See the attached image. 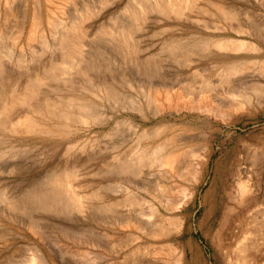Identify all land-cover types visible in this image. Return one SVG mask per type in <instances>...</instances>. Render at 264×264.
Listing matches in <instances>:
<instances>
[{"label": "rangeland", "instance_id": "rangeland-1", "mask_svg": "<svg viewBox=\"0 0 264 264\" xmlns=\"http://www.w3.org/2000/svg\"><path fill=\"white\" fill-rule=\"evenodd\" d=\"M19 1H20L19 4H21V5L17 6L18 8L16 7V9L18 11V20H17L18 24L13 25L14 28L12 27L13 28L12 30H11V28L10 29L8 28L4 32V33H7V32L8 33H7V36H6V34H4L3 41L0 45L1 46L0 52H2V53L10 52L13 56L15 55L14 56L15 60L21 59L24 57L26 59L27 58L29 59L31 56L35 58V56H37L36 57L37 59L35 58L33 60V62L36 61V64L42 63V60L44 57L40 54V53L43 54V50H41L42 41H41V39H39L40 38L39 33L37 36H35L34 40L30 41L28 39L27 43H26L25 40L29 36V28L28 27H30L29 24H30V20H31V15H29L28 17H25L24 14L21 12L24 11L25 7H29L30 9H32L31 5H33V6L36 5L35 8L39 9L38 12H41V15H42L41 17L44 18V16H43L44 10H42V9H44L43 5L38 6L37 2H35L36 0L35 1L32 0L33 3L35 2L34 3L35 5L32 4V2L30 0H29L30 4H27V5H23L25 0H18V2ZM82 1H83V3H82ZM82 1H81V4L83 6V4H85V2L91 1V0H82ZM102 1L103 0H96V1L93 0V1L87 2V3H90L89 5L92 8L95 6L94 8L98 9L99 6L102 4ZM205 1L206 0H199L198 2L189 1L187 8H185L183 5V7L185 8V10L183 11L184 13H182V15H179V16L175 15L174 13H170V12L167 15H161L158 12L156 13V11L153 9L150 13V16H149V22L147 25L148 30L147 31L145 30V33H144L145 35L143 33L142 34H139V33L136 34L137 37H138V35H140L139 41L134 40V44L136 46L133 47L134 50H133V48H132V50L128 48V50H130V51H128L127 49H126L127 50L126 51L124 49L125 45L123 46L122 43H126V42L120 41L121 40V38H120L121 34H119V36H118L119 42H115V41L107 42V36L105 34L106 31L108 32V26H109V28H111L112 25H114V24L117 26L116 22L110 21V15L112 12H114L116 9H119L123 5L124 0L122 2L121 1L117 2V4H116L117 7L115 8V10L112 9L113 7L111 9L109 7L106 10H103L102 8H104V4L101 5L100 8L102 11L99 9L97 11L98 14L97 13H95L96 15L93 14L91 17H89V20L86 19L85 23L84 22L82 23V25H81V28H83L82 30H84V28L85 29L87 28L83 32L84 36H82L80 38V40H78L77 38H76V40H72V44H74V46L72 47V51L70 53L71 55L69 56L70 58H68L66 60L67 61L66 63H62V65H65V67H66V65H67V67L71 66V68H73L74 70L71 69V71H68V69L70 70V68H65V71L60 72L59 75L57 74L60 77L56 78L54 80V83L55 84L60 83L61 85H63V84H65V85H63V87H62L60 85L54 84V87H53L54 89H53L51 95H52V97H54L55 100H57V98L60 97V95H65V96L66 95H70V96L76 95V97H83L82 99H84V101L86 103H88V104L90 103L89 104V106H90L89 113H91V114L94 113L93 114L94 117H89L90 119H88L87 123L82 121V119L80 120L81 121L80 122L78 120L80 119L79 113L81 110H79L77 107L75 108V106H72V105L67 106L65 104L64 105L62 104V106L65 108L64 110H66L67 112H73V115H74L73 118L70 120V122L67 121L70 124L67 123L68 125H66L67 127L64 130L66 132H62L63 134L59 133V135L65 136V137H62V139H59V138H61V136H59L58 134L54 135L56 138L58 137L57 139L53 136H50L52 139L50 137L45 138L44 136H41L39 134L37 136L36 135H34L32 137L29 136L30 138L28 137L27 139H26V137L25 138L24 137L17 138L14 136L9 137L8 135H6L7 132H6V134H4L5 132L2 129H0V151L4 155V156H2L1 155L2 153L0 154V169H1L0 170V191H1V193H0V264H45V262H47L46 264H109V263L110 264H147V263L148 264H156V263L157 264L158 263L159 264H161V263L162 264H166V263L167 264H170V263L171 264H173V263L174 264H192L191 260H190L191 259L190 258V256H191L190 251L191 250L189 247L190 243H191V245H193V247L195 246L194 249L197 250V252H198L199 259H200L198 264H230V263L231 264H234V263L235 264H242L243 263L241 261L242 259L239 258V254H238V253H240V251L237 249L236 243L239 241V239L243 240L244 237H247V239H246L247 243H244L246 245L244 247H247V245H249L246 248V255L249 258H248V260H246L245 264H248V262H249V264H251V263L252 264H264V220H263V218H264V114H263L264 113V109H263L264 108V92H263V90H264V80H263V78H264V65L263 64L264 63L262 62V61H264V46H263L264 40H261V39H264V37H263L264 36V34H263L264 28L262 29V27H261L262 24H260L262 21L264 22V0H218V2H217V0H214L216 3H221V4H223L225 2L224 6H227L229 10H232V11H230V14L233 13V15H230V16L225 15L224 13H222L218 10H215V9L213 11H209L210 13L206 12L205 14H207V15H205L204 10H203L204 9L203 6H206ZM16 2H14V3L17 4L18 2L17 3ZM92 3H94V6L92 5ZM70 4H71V0L69 2H67L64 6L68 7V5H70ZM120 4H121V6H120ZM202 4H203V6H202ZM1 6H2V8H1ZM201 6H202V8H201ZM229 6H230V8H229ZM233 6L235 8H237L236 11H235ZM39 7H41V8H39ZM69 7L70 8H68V9L66 8L68 11L65 9L67 12L65 11L66 13L64 12L65 14L64 13L62 14V17H61L62 19H64V17L66 18L67 15L68 16L73 15L74 11L76 10L75 8H73L72 4ZM79 7H80L79 10H80L84 6L81 7V5H79ZM195 7H197L202 12V15H199L200 11L197 10V8L195 9ZM251 7H252V10H254V11H251ZM0 8L2 11L6 9V6H5V4L2 3V1L0 2ZM21 8H23V9H21ZM240 8L243 11L245 9H248L247 11L245 10L247 13L245 11L243 13L238 12L239 10L241 11ZM69 9L72 10L73 13ZM112 10H114V11H112ZM216 11H218V12H216ZM249 11H250V13H248ZM252 12L254 14V15L252 14V16H254V17L251 16ZM255 12H256V15L258 13L257 16H255ZM19 13H21V14H19ZM67 13H69L70 15ZM103 13H105V14H103ZM215 13H216V15L217 14L220 15V13H221V15H220L221 17L218 15L214 16ZM244 13H245V16H244ZM189 14L191 16H189ZM209 14H211V15H209ZM235 14L238 17L237 20H236L237 17H235ZM19 15H21V16H19ZM105 15L108 17H106ZM160 15L162 18L160 17ZM192 15H194V16H192ZM212 15L214 16V18H212L213 17ZM241 15H243V16L240 17ZM246 15H247V17H246ZM249 15H250V19H248ZM152 16H154V17H152ZM199 16H201V17H199ZM202 16H203V18H202ZM210 16H212V17L210 18ZM223 16L225 18H223ZM231 16H234V18ZM216 17H218V18H216ZM255 17L256 18L258 17L259 18V19L257 18L258 20L262 19V21L260 20L261 22H259ZM100 18H102V19H100ZM226 18H227V20H226ZM246 18L248 20H246ZM106 19H108L107 21L110 24H108L106 22ZM240 19L241 20L243 19V20L241 21ZM244 19L248 22H245ZM251 19L252 20L254 19V21L256 20V22L258 21L257 23H259L261 25V26H259V24H258V26L261 27V29L263 30L262 33H260L261 29H257V28H259L258 26L254 27L252 25V23H255V22L254 21L252 22ZM27 20H28V22H27ZM95 20H96V22H95ZM230 20H232V22ZM238 20H239V22H237V23L239 25L243 24L240 26V28L243 26L242 28L245 29V27L248 24L249 26H247V27L248 28L250 27L252 31L254 29H255L254 31L259 30L258 31L259 33L257 32L260 35L259 48L257 50H250V51L249 50L248 51L247 50L246 51L239 50L238 52L237 51L232 52L230 50V51L223 52V53H225L223 55L222 51H217V53H216V51L214 50V53H213V51L207 52L206 50H203L200 48H195V47H193V49L190 48L192 51L191 50L189 51V49H187V46H185L183 49L181 48L180 50L172 52L168 47V44L170 42L169 40H171L172 38H174V39L178 38L179 40H182V41L186 40L187 41L186 43H189L190 41H188V39H190V37H188V36L192 35V33H193V35H197L201 32H202L201 33L202 35L205 34V35L211 36L213 34V36H215L218 34L217 36H227L228 35V37H231L232 35H234L232 37H235V38L239 37V38L247 39L248 41H253L254 40L253 37H255V36H253L251 34L252 31L250 30V28H249V30H250L249 32L247 31L248 30L247 27L245 29L246 32H243V33H245L246 36L243 33H241L242 31H238L239 25H238V27H236L237 26L236 21H238ZM250 20H251V22H250ZM228 21H230V23ZM13 22H15V21H13ZM243 22H245V23H243ZM95 23H96V25H95ZM211 23H213V25H211ZM225 23H227V24H225ZM232 23L236 24V25H233ZM14 24H16V23H14ZM91 24H92V27H90ZM106 24H108V25H106ZM158 24L160 26H158ZM231 24H232V26H231ZM244 24H246V25H244ZM250 24L252 27L250 26ZM55 25H57V24H55ZM83 25H85V26H83ZM94 25H95V27H94ZM204 25H205V27H203ZM218 25H219V27H218ZM57 26H59V27H57ZM57 26L52 27L54 35H55V37H54L55 40L58 39V36H59L58 33L62 30V28H61L62 26L60 24ZM214 26H216L217 28ZM226 26H227V28H226ZM233 26H235V27H233ZM228 27L230 29H228ZM232 27H233V29H232ZM57 28H59V30L54 31V29H57ZM88 28H91V29H88ZM96 28H97V30H95ZM196 28H197V30L195 31ZM204 28H206L207 30H210V31H207ZM220 28H221V31L218 30ZM184 29L185 30L187 29L186 30L187 32ZM202 30H205V31H202ZM212 30H214V31L212 32ZM228 30H229V32H228ZM233 30H235V31H233ZM237 31H238V33H237ZM19 32H22V33H19ZM146 32H148V33H146ZM17 33L19 34L18 35L19 39L17 37ZM209 33H211V34H209ZM148 34H149V36H148ZM184 34L185 35L188 34V35L185 36ZM261 34H263V35H261ZM141 35H142V37H141ZM86 36H88V37H86ZM36 37L37 38L39 37L38 38L39 40H37ZM145 37H147V38H145ZM149 37H150V39H148ZM181 37H182V39H180ZM166 39L168 41H166ZM29 41H30V43H29ZM36 41L37 42L39 41L38 43H40V44H36ZM147 41H149V42H147ZM92 42L94 43V45ZM143 42H146V44L149 47L145 46L146 44ZM116 43H118V44H116ZM79 44H81L82 47ZM96 44H97V46H96ZM120 44H121V48H119ZM103 45H105V47ZM33 46H36V48H34ZM88 46L91 47V48H89V50H88ZM99 46H100V48L103 46L102 48L106 49L104 51L103 50L101 51L102 55H101V52H99L97 50V48H99ZM166 46H167V48H166ZM194 48L196 50L200 49L199 50L200 52L195 51ZM6 49L9 51H6ZM2 50H5V51H2ZM22 50L24 51V53ZM53 50H54L53 51L54 55L56 57H58V55L60 54V51L58 50L57 45L54 47ZM87 50L89 53L87 52ZM92 50L93 51L97 50V51H96V53H93ZM109 50H110V52H109ZM168 50H170V51H168ZM181 50L182 51L187 50V51L182 52ZM201 50L204 52H201ZM105 51L107 52V54L109 56L105 54L106 53ZM120 51H122V52H120ZM178 51H181V53H179ZM127 52H128V54H127ZM230 52H232V53H230ZM28 53H31V54L28 55ZM45 53L43 54L44 56H45ZM83 53L85 56L83 55ZM174 53L175 54L177 53V54L175 55ZM242 53H244V54H242ZM96 54L101 55V56L99 57ZM129 54H131V55H129ZM143 54H144V56H143ZM220 54H222L221 56L222 57L224 56L225 58H222L220 56ZM19 55L21 57H19ZM22 55H24V56H22ZM212 55H214V56H212ZM244 55H245V57H244ZM41 56H42V58H41ZM216 56H218V57H216ZM112 57H114V58H112ZM149 57H151V58L149 59ZM199 57H201V60ZM205 57H208L212 61L211 60L207 61L208 58H205ZM251 57L254 59H252ZM145 58L147 60L143 62V60ZM219 58H221V59H219ZM28 59H27V61L29 63L26 62V64H31V62ZM92 59H93V61H92ZM102 59H103L104 63L102 62ZM230 59H232L230 62L235 60L236 62L238 61V62H248V63H243L240 66V68H242L243 70L238 68V70L236 69L233 71L231 69V72H230L229 68L225 69L227 67L222 66L223 62L228 61V63H229ZM182 60H184L185 63ZM185 60H187V61H185ZM188 60L192 61V64H190V65L193 66L194 68L199 67L198 71L201 70V73H202L204 79H211L210 80L211 86L209 85L208 87L207 86L205 87L202 84V87H201L202 82L200 81V79H202V78H199L200 76H198V78L196 77L197 82L195 81L192 84L186 83V81L188 82V78L190 77V75H189L190 71L188 68H186V67H188L187 64L191 63ZM193 60L196 62H194ZM214 60H218V61H214ZM222 60H223V62H222ZM39 61H41V62H39ZM111 61H112V63H111ZM88 62H90L89 64L91 67L89 66ZM113 62H115L114 63L115 65L113 64ZM258 62H260L262 64H260ZM68 63H69V65H68ZM102 63H103V65H102ZM105 63H107V64H105ZM110 63H111V65H110ZM178 63H180V64H178ZM197 63H199V64H197ZM184 64H186L185 67H184ZM200 64H203V66H201ZM246 64H247V67L253 66V68L252 67H250V69L247 68L245 66ZM255 64H258V65L260 64V65L258 66ZM95 65H96V68H93V67H95ZM107 65H108V67H107ZM133 65H134V68H133ZM216 65L218 67L214 68V67H216ZM8 66H10V65H8ZM39 66H41V64ZM137 66H139V68ZM212 66H213V69H212ZM10 67H8V70L9 69L11 70ZM86 67H87V69H86ZM101 67H103V68L101 69ZM146 67L147 68L151 67L153 70L151 68L149 70V68L147 69ZM183 67H184V69H183ZM208 67L210 69H208ZM58 68H59V66H58ZM75 68L76 69L78 68V69L76 70ZM205 68L207 69V71ZM219 68H221V69H219ZM103 69L104 70L106 69L105 70L106 73H104L105 71L104 72L102 71ZM123 69L127 72L123 71ZM132 69H134V70H132ZM143 69H144V71L147 69V71H148L147 76H146V74H144V71H142ZM211 69H212V71H211ZM247 69H249V70H247ZM255 69L257 71H255ZM23 70H24V68H23ZM86 70L89 73L94 72L92 74L90 73V76L93 75L95 78H97V80L94 82H98L99 80L100 81L112 80V82H114V87L116 88L115 92L117 94L115 93L113 96H108L107 93H105L104 91L103 92L101 90L97 91L96 88L92 87L89 84V82L87 81V77H89V73L85 74L86 75L85 76L84 73L86 72ZM95 70H96V72H95ZM107 70L109 71V73H107L108 72ZM83 71H85V72H83ZM209 71H211V72H209ZM248 71H250V72H248ZM74 72L76 75L74 74ZM205 72H207V74ZM258 72H259V74H258ZM57 73H58V69H57ZM61 73H64V74L61 76ZM78 73L81 74L80 79L77 78L78 76H80V74H78ZM98 73H99V75H98ZM145 73H147V72H145ZM221 73H222V75H221ZM223 73H224V75H223ZM112 74L115 76L114 77L115 79L112 78L113 77ZM121 74L124 76H122ZM105 75H106V78L103 77ZM260 75H262V76H260ZM65 76L67 78H65ZM61 77H63V78H61ZM206 77H208V78H206ZM101 78H102V80H101ZM127 79L129 81V83H127ZM198 79H199V81H198ZM223 79L225 82L222 81ZM256 79H258V80H256ZM130 80H131V82H130ZM118 81H121V82H118ZM254 81H255V83H252ZM62 82H63V84H62ZM123 82H125V83H123ZM132 82H133V84H132ZM233 82L236 84H234ZM68 83L70 85H68ZM73 83H76V84H73ZM85 83H86V85H85ZM128 84H129V86L130 85H132V86L129 87ZM139 84H141V85H139ZM247 84H249V85H247ZM254 84H256V85H254ZM73 85H75V86H73ZM250 85H253L254 91ZM65 86H67V87L64 88ZM254 86L257 88L259 86H261L262 88L259 87L257 90V88L255 89ZM241 87H244V88H241ZM158 88H161L162 90L160 89L161 91L159 90L160 91L159 92ZM204 88H205V90H204ZM247 88H248V90H246V92H245L244 89H247ZM5 89L8 90V88H5ZM143 89H145V90H143ZM165 89L171 91L170 93L171 94L173 93L172 95H174L176 97L178 96L177 92L181 93L182 95L185 96V98H183V99L188 100V101L191 98L197 99V100L191 99L192 102L193 101L197 102L199 99H201V97L206 96L207 99L209 97V100H211L212 102H216V104L222 106L223 110L225 109L224 112H226L227 116L224 115L225 117L224 116L221 117L222 115H216V114H212V113L208 114L206 112L201 111L200 109H197V110L190 109L189 110V107H187V108L186 107H180L177 105V98H175L176 100L173 98L174 96H172V101L175 100L174 103L172 102V107L171 106H170L171 108L169 106L167 107V105L165 104L166 102L164 101V96H163ZM151 90L153 92L152 93L153 95L152 94L149 95L151 93ZM183 90L185 91L186 94L184 93ZM240 90H243V91H240ZM250 90L253 91L254 93L251 92ZM261 90H262V92H261ZM157 91L160 94H157ZM232 91H233V93H232ZM238 91H239V93H238ZM258 91L263 93V95L262 94L259 95L260 92L258 93ZM155 92H156V94H154ZM176 93H177V95H176ZM206 93H207V95H205ZM244 93H245V96H244ZM247 93L249 96L247 97V99H245ZM252 93H253V95H252ZM161 95L163 96L162 97L163 99H161V100H163L164 102L160 100ZM258 95L260 97H258ZM186 96L189 98H187ZM197 96H199V97H197ZM157 97H158L160 102L154 101V100H158V99H156ZM191 100L189 101L190 103H191ZM246 100L249 102H246ZM155 102L156 103L158 102L157 105L155 104ZM258 102H260V104H258ZM163 103L166 105V107ZM238 103H241V104H238ZM174 104H175V106H173ZM240 105H242V106H240ZM161 107H162V109L160 110ZM178 107H180V108H178ZM229 107L230 108L232 107L233 109L235 108L236 110L238 107V110L236 111L234 109V113H233V109H230ZM168 108H170V109H168ZM176 108L179 110H177ZM226 108H228V110H226ZM199 110L202 112V115L200 114L201 112ZM197 112H199V113H197ZM204 114H207L206 115L207 118L204 116ZM56 115H58L57 112H56L55 116ZM193 115H195V116H193ZM57 117L58 116H56V118L54 117V119H55L54 121L56 123H58V121H59V118H57ZM76 117H78V119ZM194 119H195V121H194ZM203 119L204 120L206 119L207 121L206 120L204 121ZM223 119H226V120H223ZM204 122L207 124H205ZM194 124H196V125H194ZM165 125H167V126H165ZM68 126H70V127L72 126V127L69 128ZM179 126H181V127H179ZM141 127H142V129H141ZM168 128L169 129L171 128V129L168 131ZM145 130H148V131L145 132ZM152 130H154V132ZM175 131H176V133H175ZM155 132H156V134H155ZM149 133H152V134L149 135ZM2 134H4V135H2ZM146 135L148 137H146ZM151 135H153V136L155 135V136L153 137ZM165 136H167V137H165ZM171 137H173L172 140L174 139L173 142L171 141ZM191 137H193L194 139ZM142 139L145 142V145H144ZM145 139H147V140H145ZM186 139H188V140H186ZM47 140H50V141H47ZM169 140H170L171 145H169ZM182 140H183V142H182ZM194 140H196V143L194 142ZM191 141H193L195 143V146H194V143H192V145H191V143H190ZM74 142H77V143H74ZM146 142H147V144H146ZM159 144H161V145H159ZM173 144H175V146ZM181 144H183V145H181ZM187 144L189 146H187ZM74 145H77V146H74ZM78 145H79V147H78ZM146 145L151 147L152 149L151 148L150 149L152 151L149 155L150 157H147L146 159L144 158L145 160L142 159L141 160L142 163H141V162H139L140 154L137 150H139L140 146H146ZM172 145H173V147H172ZM250 145H253V146H251L252 149L254 148L253 150L249 147ZM137 147H139V148L137 149ZM157 147H159V148H157ZM177 147H178V151H176ZM76 148H78L80 151ZM165 148L166 149L169 148L170 150L169 149L165 150ZM171 148H172V150L174 148V151H171ZM187 148H188V150H187ZM242 148L244 149L245 152L243 151ZM90 149L92 151H90ZM155 149H156V151L153 153V151ZM184 149H186V150H184ZM193 149H195V151ZM190 150H191V152L188 153ZM5 151H7V152H5ZM74 151H77V152H74ZM88 151H90V152H88ZM134 151H136V152H134ZM160 151H162V152H160ZM169 151H171L173 153H177V152L179 153V156H180L179 169L180 170L178 173L180 176L182 175L183 177L182 176L180 177L177 174H173L174 172L169 171L168 167H165V165L160 164L161 160L160 161L157 160V158L162 159L163 157H166L169 154ZM180 151H181V154H180ZM14 152H17V153H14ZM79 152H81V153H79ZM164 152L166 155L163 154ZM182 153L186 156V158ZM254 153L256 156L253 155ZM193 155H194L193 159L198 162V167H196V169H195V174H192V169L189 166V163H191V162H188L189 159H190V161L192 160L191 157H193ZM19 156H20V161H18ZM93 156H96V157L94 158ZM158 156H160V157H158ZM76 157L78 160L76 159ZM15 158H16V160H15ZM65 158L66 159L68 158V159L66 160ZM87 158H88V160H87ZM91 158H93L92 160H94L95 162L89 161V160H91ZM111 158L113 159V161L110 160ZM136 158H137L138 162L136 161ZM187 158H188V160H187ZM62 159L63 160L65 159V160L63 161ZM74 159H76L77 161L80 162V164H79L80 167H78L79 166L78 165L77 171H75V172L73 171L74 172L73 177H72V174H71L72 178L70 177L71 180L69 179V182L66 180L64 185H61V183L56 182V180L52 181V179H54V178H52V175H53V173H56L52 169L57 171L59 168H62L64 163L66 164L70 161L68 164H72V162H73L72 160H74ZM116 160H119V161H116ZM123 160H125V161L123 162ZM15 161H17L19 163H15ZM85 161H86V163H84ZM111 161H112V163H111ZM99 162H102L103 164L99 163ZM105 162H106V164H105ZM136 162L138 163V165ZM144 162H146V163H144ZM217 162H219V163L217 164ZM245 162L247 164H245ZM97 163H99V165ZM185 163L187 165H185ZM16 164H17V167H16ZM118 164L120 166H118ZM158 164H160V165H158ZM102 165H103V167H102ZM136 165L138 166V168L136 167ZM150 165H151V167H148ZM155 165L157 167L158 166L159 167L156 168ZM182 165H183V168H182ZM238 165H240V167ZM242 165H244V166H242ZM123 166H125L124 169H123ZM146 166H147V168H146ZM186 166H188V168ZM72 167L73 166H71V169H72ZM141 167H144V168H141ZM162 167L164 169H162ZM235 167L238 169H236ZM242 167H244V168L248 167L249 171L253 170L254 173L251 172V173H249V175L251 177L253 176L254 180H251L249 182V185L247 186L248 192L246 191L247 193H245L247 196L244 195V197L238 201L235 198H233L231 195H233L232 193H234V189L236 187H238V185H239V184H237L239 182L238 181L236 182V180L240 179L239 176L240 177H246L245 175H243L241 173V170L243 169ZM22 168H25L24 171ZM107 168H109L110 171L112 170L111 171L112 174L110 171L107 170ZM134 168H135V170H134ZM184 168H186V169H184ZM2 169H3V174H2ZM14 169H16V170H14ZM20 169L22 172L20 171ZM103 169L106 170L107 172L104 171ZM183 169H184V171H183ZM187 169L188 170L191 169V170H189L190 172H188ZM11 170H13V172H11ZM17 170L20 171V172H18V174L16 173ZM102 170L104 172L101 173ZM49 171L51 172V174H49L50 173ZM95 171H97V172H95ZM143 171H145V172H143ZM168 172H171L170 175L168 174ZM219 172H221V173H219ZM21 173H23V174H21ZM46 173H47V176H46ZM114 173L116 174V177H115ZM122 173H123V175H122ZM186 173L188 176L186 175ZM217 173H219L220 175H218ZM74 174H75V176H74ZM76 174L77 175L79 174V175L76 176ZM129 174H132V175H129ZM215 174H217V175H215ZM229 174H230V176H229ZM126 175L129 178V180L131 178L130 181L128 180V178H126ZM220 176H223V177L225 176L224 181H223L224 183L220 181ZM123 177H124V179H122ZM158 177L160 179H158ZM189 177H191V179ZM42 178H43V180H42ZM74 179H75V181H73ZM116 179H117V181H115ZM121 179H122V182L120 181ZM141 179H144V180L141 181ZM175 179H176V181H175ZM234 179H235V182H234ZM123 180H124V182H123ZM71 182H72V184H71ZM125 182H127L128 184ZM49 183H51V184L49 185ZM149 183H151V184H149ZM52 184H53L54 188L55 187L59 188L58 186H60L61 188H62V186H64V188H65V186H67L65 188L66 189L65 193H67L69 195V196L66 195L68 198L67 200H69V198L75 199L72 196H70V194L72 193V190L77 189V185H78V189H77L78 191L77 192H79L80 194H83L82 195L83 201L81 200L79 202L80 203L82 202L86 207L83 205V208L81 210L73 208V209H71L72 211H70V214L69 213L64 214V213L57 212V211L55 212L53 209H47V210H49V211H47L45 208L44 209L41 208L37 204V202H39L38 195H36L37 193L36 194H34V193L40 191V189H41V191H45L47 188L46 191L49 190L48 192L53 194L54 188L52 187ZM69 184H70V186H69ZM105 184H107V185H105ZM225 184H226V186H225ZM42 185H44V186H42ZM71 185H72L73 189L69 190L71 188ZM75 185H76V188H75ZM121 185H122V187H121ZM131 185H133V186H131ZM229 186L232 189H229ZM129 187H131V188H129ZM162 187H163V189H161ZM101 188H102V190H101ZM138 188H142V189H138ZM147 188H149V189H147ZM103 189H105V191H103ZM108 189H109V191H108ZM146 189L148 191L151 190V192H149L150 194H152L151 196L149 193H147L148 191H145ZM183 189H185V190H183ZM97 190H98V192H97ZM132 190H136L137 193L132 191ZM155 190H157V192ZM158 190H160L161 192L159 191L160 192L159 193ZM191 190H194V191L196 190L197 193H195V195H194L193 199L190 201V203L188 205H186L182 211H176L174 208L172 209V206L174 205V204H172V202L174 203V201H173L174 198L175 199L179 198V194H180L179 192H181V193L182 192H189ZM31 191H33V192H31ZM110 191L112 193H110ZM131 191L134 194H132V193L130 194ZM82 192H84V193H82ZM96 192L98 194L95 195ZM99 192H101V193H99ZM11 193H12V195H11ZM14 193H16V194H14ZM17 193L18 194L20 193L21 195L20 194L19 195L21 197ZM206 193L208 195L213 194V196L210 200H211V203H213V205H215L214 207H211V205H209V203H210L209 200L206 201V198L208 196V195H206ZM124 194H125V196H124ZM127 194H129V195H127ZM24 195L27 196L28 198H26ZM221 195H223V196H221ZM225 195H226V197H225ZM3 196H5V197H3ZM117 196H120V197H117ZM1 197H3L4 199ZM224 197L226 200L224 199ZM12 199L14 200V202L15 201L16 202L15 203L11 202V201H13ZM99 199L100 200L103 199V200L100 201ZM117 199H118V201H116ZM127 199H129V200H127ZM7 200H10V201H7ZM106 200H108V202ZM86 201L89 204H86ZM111 202H115V203L113 205H111V204H109ZM117 202H119V203H117ZM143 202H144V204H143ZM103 204L104 205L106 204V205L102 206ZM140 204H142V205H140ZM150 204H154V205H150ZM135 205H137V206H135ZM225 205H227V206H225ZM247 205H248V207H247ZM106 206L110 210H108L106 208ZM166 206L167 207L169 206L170 208L168 207V209H167ZM228 206H229V210L224 212V209ZM238 206L240 209L238 208ZM91 207H92V210H91ZM111 207L114 209V211H113V209H111ZM127 207L130 209H128ZM133 207H135V209ZM142 207H143V209H142ZM147 207H148V209H147ZM156 207L158 209L160 208V211H162L161 213L162 214L164 213V216H166L165 218L164 217L159 218L156 216V214L154 213V210H153ZM164 207H166V208H164ZM116 208L118 210H115ZM86 209L89 211V213ZM124 209H126V210H124ZM119 210L120 211L124 210V211L120 212ZM110 211L112 212V214ZM237 211H238V214H237ZM113 212L114 213L116 212L115 213L116 215H114ZM174 212H175V214H174ZM184 212H185V214H184ZM56 213L57 214L59 213V214L57 215ZM135 213H137V214H135ZM150 213H152L153 215L152 214L149 215ZM186 213L188 215H186ZM245 213L248 214V217L247 216L245 217V215H247ZM54 214H56V215H54ZM175 215H178L179 220L178 219H171V217H173ZM252 215L255 217V220H254V217ZM128 216L130 219L128 218ZM138 217L139 218L141 217V219H139ZM168 217H169V220L171 219L170 222L167 219ZM135 218H137V219H135ZM132 219L134 221H132ZM180 219L181 220L183 219L182 220L183 224L181 226V229H179V226H178V224H180V222H181ZM135 220H136L137 224H135ZM155 220H157V221H155ZM164 220H166L167 222H164ZM120 221H122V222H120ZM176 221L178 224L176 223ZM126 222L128 224H125ZM150 223H152V224H150ZM171 223H173L175 226L172 225ZM118 224L119 225L121 224L120 225L121 227H119ZM168 224H170V225H168ZM122 225H124V226L122 227ZM135 225H137V226H135ZM154 225H155V227H154ZM176 225L178 228L176 227ZM162 226H164V231L166 234L163 232ZM171 226H174V227H171ZM133 227H135L136 229ZM243 227L244 228L248 227V229H244ZM165 228H166V230H165ZM167 228L168 229L170 228V230H168ZM154 229H156L157 231ZM172 229H173V231H172ZM235 229H237V230H235ZM240 230L242 232L244 230V232L242 233ZM133 232H134V234H133ZM158 233L161 235H158ZM246 233L247 234L249 233L250 235L248 234L249 235L248 236ZM146 234H147V236H146ZM135 235H136V237H135ZM153 235L155 238L153 237ZM152 237H153V239H152ZM159 238H162V239H159ZM248 241H249V243H248ZM192 242H193V244H192ZM152 244L155 246L157 245L156 248H155V246L153 247ZM171 245H173V247H171ZM150 246L152 247V249ZM232 246H234V247H232ZM137 247H138V250H137ZM139 247L140 248L144 247V249H140ZM146 247L147 248L149 247V248L147 249ZM183 248L187 249L188 254L186 257L184 256L183 257L184 259L183 260L181 259L179 262L176 260L177 259L176 256H179L182 253ZM34 249H36V254H35ZM145 249H147V250H145ZM176 249H177V251H176ZM37 250H39V251H37ZM134 250H136V251H134ZM151 250H153V251H151ZM143 252H145V253H143ZM153 252H155V253H153ZM173 252L176 254V256ZM83 253H85V254H83ZM172 253H173V255H172ZM33 254H35V255H33ZM95 254H96V256H95ZM158 254H160V255L162 254L163 256H160ZM37 255H40V257H38ZM145 255H146V257H145ZM164 256H166V257H164ZM229 256H230V258H229ZM35 258H36V260L38 258L39 259L36 261ZM40 258H41V260H40ZM30 259H32V260H30ZM42 259H45V260H43L44 262L42 261ZM215 259H216V261H215ZM227 259H228L229 263L227 262ZM33 260H35V261H33ZM212 260H213V262H212ZM159 261H163V262L160 263Z\"/></svg>", "mask_w": 264, "mask_h": 264}, {"label": "bare ground", "instance_id": "bare-ground-1", "mask_svg": "<svg viewBox=\"0 0 264 264\" xmlns=\"http://www.w3.org/2000/svg\"><path fill=\"white\" fill-rule=\"evenodd\" d=\"M2 1V3L3 4H5V6H6V9L5 10H1V8H2V6H1V8H0V45H1V43H2V41H3V37H4V34H6V36H7V33H4L8 28L10 29L11 28V30L14 28L13 27V25H17L18 23H17V20H18V11H17V9H16V7L17 6H19V5H21V4H19L20 3V1L18 2V0H0V2ZM18 3H17V2ZM31 2H32V0H30ZM35 1V0H34ZM70 0H36L35 2H37V5L38 6H40V5H43V8L44 9H42V10H44L43 11V16H44V18H42L41 16V12H38V10L39 9H36L35 7H36V5L32 2V4H34L35 6H33V5H31V7H32V9H30L29 7H23L24 8V11L23 12H21V13H23L24 14V16L25 17H28L29 15H31V20H30V27H28L29 28V36H28V38H26V43H27V40L29 39L30 41H32V40H34L35 39V36H37L38 35V33H39V36H40V38L39 39H41V41H42V48H41V50H43V54L45 53V56L42 54V53H40L44 58H43V60H42V63H39V64H36V61L35 62H33V60L37 57V56H35V58L34 57H30L28 60L31 62V64H26V62H28L27 61V59L24 57V58H21V59H14V56L10 53V52H5V53H2V52H0V129H2L5 133L4 134H6V132H7V134L6 135H8L9 137L10 136H14V137H17V138H21V137H26V139L29 137V136H34V135H41V136H44L45 138L47 137V138H49L50 136H53V137H55L54 135H56V134H58L59 135V133H61V134H63L62 132H66V131H64L65 130V128L67 127L66 125H68V124H70L69 122H70V120L73 118V112H67L66 110H64L65 108L62 106V104L64 105H67V106H69V105H72V106H75V108L77 107L79 110H81L80 111V113H79V120L78 121H80L81 119H82V121H84V122H88V119H90L89 117H94V113H89V109H90V106H89V104L88 103H86L85 101H84V99H82L83 97H76V95H60V97H58L57 98V100H55L54 99V97H52V91H53V87H54V80L56 79V78H58V77H60V76H58L59 75V73L60 72H62V71H65V68H70V70L68 69V71H71V69H73V68H71V66L69 67H67V65H66V67H65V65H62V63H66L67 61V59L68 58H70L69 56L71 55L70 53H71V51H72V47L74 46V44H72V40H76V38L78 39V40H80V38L82 37V36H84V31L87 29H85L84 28V30H82L83 28H81V25H82V23L84 22L85 23V20L86 19H88L89 20V17H91L93 14H95V13H97V11L100 9L101 10V5H103L104 4V8H102L103 10H106L107 8H109L110 7V9L112 8V9H114L115 10V8L117 7V2L118 1H123V0H103L102 1V4L99 6V8L98 9H96V8H94L95 6H94V3H92V5L94 6L93 8L89 5L90 3H87V2H91V1H93V0H91V1H87V2H85V4H83V6H82V4H81V1L82 0H71V4L73 5V8H75L76 10L74 11V13H73V11L72 10H70V11H72V13H73V15H70L69 13H67V14H69L70 16H68L67 14V16H66V18L64 17V19H62L61 17H62V14L68 9V8H70L69 6L71 5H68V7H66V6H64L67 2H69ZM96 1V0H95ZM169 1V2H168ZM189 1H191V2H198L199 0H124V3H123V5L121 6V4H120V8L119 9H116L115 11L114 10H112V11H114V12H112L111 13V15H110V21H114V22H116V24H117V26L114 24V25H112V27L111 28H109V26H108V32L106 31V36H107V42H113V41H115V42H119V40H118V36H119V34H121L120 36V38H121V42H126V43H122V45L124 46V49L126 50H128V48L129 49H131L132 50V48L134 47V46H136L135 44H134V40H138L139 41V36L140 35H138V37H137V33H139V34H144L145 33V30L147 31L148 29H147V25H148V22H149V16H150V13H151V11L154 9L155 11H156V13L158 12V13H160L161 15H167L169 12L170 13H174L175 15H177V16H179V15H182V13H184L183 11L185 10V8H187V6H188V2ZM14 2H16L17 4H15ZM217 2H218V0H217ZM22 3V2H21ZM25 3V4H24ZM24 3H23V5H27V4H30V2H29V0H25L24 1ZM82 3H83V1H82ZM205 3H206V6H203V4H202V6L204 7V14L206 13V12H208V13H210L209 11H213L214 9L215 10H218V11H220V12H222V13H224L225 15H228V16H230V15H233V13H231L230 14V11H232V10H229L228 9V7L227 6H224V3L223 4H221V3H216L214 0H206L205 1ZM22 5V6H23ZM79 5H81V7H83L82 9H80L79 10ZM119 5V4H118ZM183 5H184V7H183ZM194 5V4H193ZM200 5V4H199ZM205 5V4H204ZM226 5V4H225ZM4 6V5H3ZM115 6V7H114ZM202 6H201V8H202ZM13 7V8H12ZM234 7V6H233ZM232 7V8H233ZM18 8V7H17ZM23 8H21V9H23ZM39 8H41V7H39ZM67 8V9H66ZM197 7H195V9H196ZM200 8V7H199ZM200 8V9H201ZM229 8H230V6H229ZM66 9V10H65ZM234 9H235V11H236V9L237 8H235L234 7ZM241 9V8H240ZM197 10H199L198 8H197ZM202 10V11H203ZM239 10V9H238ZM246 11L248 10V9H245ZM244 10V11H245ZM250 10V9H249ZM256 10V9H255ZM68 11V10H67ZM66 11V12H67ZM102 11V10H101ZM110 11V10H109ZM200 11V10H199ZM218 11H216V12H218ZM242 9H241V11L239 10L238 12H244ZM245 11V12H246ZM251 11H254V10H252V7H251ZM65 12V13H66ZM21 13H19V14H21ZM64 13V14H65ZM247 13V12H246ZM248 13H250V11L248 12ZM98 14V13H97ZM103 14H105V13H103ZM109 14V13H108ZM153 14V13H152ZM151 14V15H152ZM238 14V13H237ZM252 14H253V12L251 13V16H252ZM96 15V14H95ZM156 15V14H155ZM161 15H160V17H161ZM185 15V14H184ZM199 15H202V12L200 11V14ZM205 15H207V14H205ZM209 15H211V14H209ZM216 15V13L214 14V16ZM218 15V14H217ZM216 15V16H217ZM220 15H221V13H220ZM220 15H218V16H220ZM224 15V16H225ZM254 15V14H253ZM257 15H258V13H257ZM256 15V12H255V16H257ZM19 16H21V15H19ZM64 16V15H63ZM73 16V17H72ZM100 16V15H99ZM102 16V15H101ZM106 16V15H105ZM189 16H191L190 14H189ZM192 16H194V15H192ZM213 16V15H212ZM212 16H210V18L212 17ZM214 16L212 17V18H214ZM223 16V18H225ZM243 15H241L240 17H242ZM244 16H245V13H244ZM95 17V16H94ZM106 17H108V16H106ZM152 17H154V16H152ZM199 17H201V16H199ZM221 17V16H220ZM219 17V18H220ZM231 17H233L234 18V16H231ZM235 17H237L236 16V14H235ZM246 17H247V15H246ZM252 17H254V16H252ZM259 17V16H258ZM257 17V18H258ZM261 17V16H260ZM99 18V17H98ZM103 18V17H102ZM102 18H100V19H102ZM162 18V17H161ZM176 18V17H175ZM182 18V17H181ZM184 18V17H183ZM186 18V17H185ZM189 18V17H188ZM195 18V17H194ZM202 18H203V16H202ZM207 18V17H206ZM209 18V17H208ZM216 18H218V17H216ZM228 18V17H227ZM227 18H226V20H227ZM245 18V17H244ZM256 18V17H255ZM256 18V19H257ZM2 19V20H1ZM155 19V18H154ZM160 19V18H159ZM179 19V18H178ZM229 19V18H228ZM232 19V18H231ZM238 19V17L236 18V20ZM248 19H250V15H249V18ZM247 18H246V20H248ZM259 19V18H258ZM257 19V20H258ZM87 20V21H88ZM91 20V19H90ZM108 19H106V22L108 23V21H107ZM205 20V19H204ZM241 20V19H240ZM243 20V19H242ZM241 20V21H242ZM245 20V19H244ZM245 20V22H248V21H246ZM252 20V19H251ZM251 20H250V22H251ZM261 21H262V19H260ZM260 20H258L259 22H261ZM13 21H15V22H13ZM59 21V22H58ZM109 21V22H110ZM151 21V20H150ZM163 21V20H162ZM167 21V20H166ZM165 21V22H166ZM231 22H232V20H230ZM230 21H228L229 23H230ZM235 21V20H234ZM240 21V22H241ZM254 21V19L252 20V22ZM257 21V22H258ZM27 22H28V20H27ZM95 22H96V20H95ZM152 22V21H151ZM155 22V21H154ZM160 22V21H159ZM158 22V23H159ZM217 22V21H216ZM224 22V21H223ZM237 22H239V20L238 21H236V24H237V26L236 27H238V23ZM245 22H243V23H245ZM255 23H252V25L255 27V26H258V24L259 23H257L256 22V20L254 21ZM263 22V21H262ZM260 23V24H262V26L259 24V26H261L262 27V29L264 28V22L263 23ZM14 23H16V24H14ZM25 23V22H24ZM102 23V22H101ZM242 23V22H241ZM21 24V23H20ZM55 24H57V25H61L62 27V30L58 33L59 34V36H58V39L57 40H55V35H54V32H53V29H52V27H54V26H57V25H55ZM94 24V23H93ZM108 24H110V23H108ZM108 24H106V25H108ZM113 24V23H112ZM163 24V23H162ZM218 24V23H217ZM225 24H227V23H225ZM233 24V23H232ZM232 24H231V26H232ZM236 24H233V25H236ZM95 25H96V23H95ZM95 25H94V27H95ZM104 25V24H103ZM211 25H213V23H211ZM241 25H243V24H240L239 25V28H238V31H242L241 33H243V32H246L245 31V29H246V27L247 26H249L248 24H247V26L245 27V29L244 28H240V26ZM244 25H246V24H244ZM26 26V25H25ZM83 26H85V25H83ZM105 26V25H104ZM158 26H160L159 24H158ZM224 26V25H223ZM222 26V27H223ZM229 26V25H228ZM250 26H251V24H250ZM258 26V27H259ZM13 27V28H12ZM57 27H59V26H57ZM90 27H92V24H91V26ZM203 27H205V25L203 26ZM214 27H216V26H214ZM218 27H219V25H218ZM221 27V26H220ZM225 27V26H224ZM233 27H235V26H233ZM233 27H232V29H233ZM252 27V26H251ZM261 27H259V28H257V29H261ZM23 28V27H22ZM99 28V27H98ZM213 28V27H212ZM217 28V27H216ZM226 28H227V26H226ZM248 28V27H247ZM250 28V27H249ZM249 28H248V32L251 30V28H250V30H249ZM88 29H91V28H88ZM204 29H206V28H204ZM228 29H230L229 27H228ZM261 29V32L260 33H262L263 32V30ZM57 31V30H59V28H57V29H54V31ZM93 30V29H92ZM95 30H97V28L95 29ZM185 30V29H184ZM187 30V29H186ZM185 30V31H186ZM197 30V28L195 29V31ZM200 30V29H199ZM207 30V29H206ZM218 30H220L221 31V28L220 29H218ZM255 30V29H254ZM252 31V35L253 36H255V37H253V41H248L247 39H244V38H239V37H232V36H234V35H232L231 37H228V35L227 36H217V35H215V36H213V34L211 35V36H208V35H202L201 33H199V34H197V35H193V33H192V35H190V36H188V37H190V39H188V41H190L189 43H186L187 41L186 40H179L178 38H176V39H174V38H172L171 40H169L170 42H169V44H168V47H169V49L172 51V52H174V51H177V50H180L181 48L183 49L185 46H187V49H189V51L191 50L190 48H192L193 49V47H195V48H200V49H203V50H206L207 52H209V51H213V53H214V50L216 51V53H217V51H222V53L223 52H225V51H239V50H243V51H250V50H257L258 48H259V38H260V35L258 34L259 32V30L258 31ZM18 31V30H17ZM189 31V30H188ZM202 31H205V30H202ZM207 31H210V30H207ZM206 31V32H207ZM214 30H212V32H213ZM216 31V30H215ZM225 31V30H224ZM233 31H235V30H233ZM238 31H237V33H238ZM11 32V31H10ZM97 32V31H96ZM184 32V31H183ZM187 32V31H186ZM191 32V31H190ZM227 32V31H226ZM228 32H229V30H228ZM258 32V33H257ZM19 33H22V32H19ZM24 33V32H23ZM98 33V32H97ZM146 33H148V32H146ZM198 33V32H197ZM240 33V34H241ZM57 34V33H56ZM90 34V33H89ZM95 34V33H94ZM189 34V33H188ZM188 34H184L185 36H187ZM209 34H211V33H209ZM222 34V33H221ZM236 34V33H235ZM244 35H245V33H243ZM249 34V33H248ZM263 34H264V32H263ZM263 34H261V35H263ZM19 34L17 33V37H18V39H19V36H18ZM27 35V34H26ZM145 35V34H144ZM151 35V34H150ZM225 35V34H224ZM242 35V34H241ZM240 35V36H241ZM15 36V35H14ZM147 36V35H146ZM148 36H149V34H148ZM181 36V35H180ZM237 36V35H236ZM239 36V35H238ZM246 36V35H245ZM22 37V36H21ZM86 37H88V36H86ZM141 37H142V35H141ZM175 37V36H174ZM244 37V36H243ZM264 37V36H263ZM37 38V37H36ZM37 38V40H39ZM145 38H147V37H145ZM184 38V37H183ZM187 38V37H186ZM248 38V37H247ZM262 38V37H261ZM148 39H150V37L148 38ZM147 39V40H148ZM180 39H182V37L180 38ZM99 40V39H98ZM110 40V41H109ZM261 40H264V39H261ZM18 41V40H17ZM24 41V40H23ZM30 41H29V43H30ZM142 41V40H141ZM146 41V40H145ZM165 41V40H164ZM166 41H168L167 39H166ZM165 41V42H166ZM39 42V41H38ZM37 41H36V44H40V43H38ZM120 42V43H121ZM147 42H149V41H147ZM185 42V43H184ZM24 43V42H23ZM33 43V42H32ZM35 43V42H34ZM87 43V42H86ZM93 43V42H92ZM138 43V42H137ZM136 43V44H137ZM142 43V42H141ZM143 43H145L146 44V42H143ZM168 43V42H167ZM35 44V45H36ZM82 44V43H81ZM81 44H79L80 46H81ZM85 44V43H84ZM99 44V43H98ZM116 44H118V43H116ZM139 44V43H138ZM149 44V43H148ZM261 44V43H260ZM21 45V44H20ZM57 45V48H58V50L60 51V54L58 55V57H56L55 55H54V47ZM93 45H94V43H93ZM100 45V44H99ZM114 45V44H113ZM140 45V44H139ZM142 45V44H141ZM262 45V44H261ZM260 45V46H261ZM22 46V45H21ZM25 46V45H24ZM31 46V45H30ZM76 46V45H75ZM96 46H97V44H96ZM104 47H105V45H103ZM102 46V47H103ZM120 47L119 48H121V44L119 45ZM144 46V45H143ZM145 46H148L147 44L145 45ZM165 46V45H164ZM163 46V47H164ZM263 46H264V44H263ZM1 47V46H0ZM34 48H36V46H33ZM78 47V46H77ZM82 47V46H81ZM100 48V46H99V48H97V50L99 51V52H101L102 50L104 51V50H106L105 48L103 49V48ZM110 47V46H109ZM141 47V46H140ZM149 47V46H148ZM9 48V47H8ZM7 48V49H8ZM20 48V47H19ZM26 48V47H25ZM28 48V47H27ZM30 48V47H29ZM89 48H91L90 46H88V50H89ZM93 48V47H92ZM142 48V47H141ZM147 48V47H146ZM162 48V47H161ZM166 48H167V46H166ZM194 48V49H195ZM6 49V51H9V50H7ZM56 49V48H55ZM75 49V48H74ZM78 49V48H77ZM86 49V48H85ZM96 49V48H95ZM199 49V50H200ZM88 50H87V52H88ZM96 50V51H97ZM126 50V51H127ZM133 50H134V48H133ZM170 50H168V51H170ZM198 49L196 50L195 49V51H199ZM1 51V50H0ZM2 51H5V50H2ZM11 51V50H10ZM21 51V50H20ZM19 51V52H20ZM23 51V50H22ZM26 51V50H25ZM45 51V52H44ZM84 51V50H83ZM82 51V52H83ZM93 51V50H92ZM96 51H93V53H96ZM128 51H130V50H128ZM167 51V52H168ZM182 51V50H181ZM181 51H178L179 53H181ZM184 51H187V50H184ZM184 51H182V52H184ZM192 51V50H191ZM32 52V51H31ZM86 52V51H85ZM106 52V51H105ZM109 52H110V50H109ZM116 52V51H115ZM120 52H122V51H120ZM119 52V53H120ZM200 52V51H199ZM201 52H204V51H202L201 50ZM232 52H230V53H232ZM253 52V51H252ZM255 52V51H254ZM258 52V51H257ZM13 53V52H12ZM23 53H24V51H23ZM89 53V52H88ZM126 53V52H125ZM124 53V54H125ZM144 53V52H143ZM196 53V52H195ZM221 53V52H220ZM235 53V52H234ZM248 53V52H247ZM31 53H28V55H30ZM35 54V53H34ZM82 54V53H81ZM86 54V53H85ZM91 54V53H90ZM106 55H108L107 54V52L105 53ZM110 54V53H109ZM127 54H128V52H127ZM132 54V53H131ZM131 54H129V55H131ZM142 54V53H141ZM147 54V53H146ZM150 54V53H149ZM170 54V53H169ZM175 54V53H174ZM177 54V53H176ZM175 54V55H176ZM184 54V53H183ZM182 54V55H183ZM187 54V53H186ZM194 54V53H193ZM197 54V53H196ZM225 53H223V55H224ZM242 54H244V53H242ZM259 54V53H258ZM57 55V54H56ZM83 55H84V53H83ZM82 55V56H83ZM97 55V54H96ZM101 55H102V52H101ZM101 55H97V56H101ZM104 55V54H103ZM128 55V56H129ZM148 55V54H147ZM208 55V54H207ZM216 55V54H215ZM218 55V54H217ZM222 54H220V56H221ZM238 55V54H237ZM22 56H24V55H22ZM42 56H41V58H42ZM85 56V55H84ZM83 56V57H84ZM109 56V55H108ZM112 56V55H111ZM141 56V55H140ZM143 56H144V54H143ZM146 56V55H145ZM151 56V55H150ZM169 56V55H168ZM178 56V55H177ZM176 56V57H177ZM181 56V55H180ZM190 56V55H189ZM206 56V55H205ZM212 56H214V55H212ZM219 56V55H218ZM218 56H216V57H218ZM229 56V55H228ZM241 56V55H240ZM239 56V57H240ZM19 57H21L20 55H19ZM29 57V56H28ZM107 57V56H106ZM105 57V58H106ZM134 57V56H133ZM142 57V56H141ZM209 57V56H208ZM208 57H205V58H208ZM222 57V56H221ZM230 57V56H229ZM238 57V58H239ZM242 57V56H241ZM240 57V58H241ZM244 57H245V55H244ZM249 57V56H248ZM258 57V56H257ZM73 58V57H72ZM77 58V57H76ZM98 58V57H97ZM108 58V57H107ZM112 58H114V57H112ZM151 57H149V59H150ZM200 58V60H201V57H199ZM204 58V57H203ZM214 58V57H213ZM222 58H225L224 56L222 57ZM243 58V57H242ZM250 58V57H249ZM252 58V57H251ZM37 59V58H36ZM84 59V58H83ZM96 59V58H95ZM100 59V58H99ZM118 59V58H117ZM120 59V58H119ZM190 59V58H189ZM198 59V58H197ZM196 59V60H197ZM215 59V58H214ZM219 59H221V58H219ZM227 59V58H226ZM235 59V58H234ZM252 59H254V58H252ZM41 60V59H40ZM80 60V59H79ZM78 60V61H79ZM91 60V59H90ZM101 60V59H100ZM99 60V61H100ZM147 59L145 58L144 60H143V62L144 61H146ZM208 60H211V59H207V61ZM224 60V59H223ZM223 60H222V62H223ZM232 59H230L229 60V63H228V61H226V62H223V64H222V66H224V67H227V68H225V69H230V72H231V69L234 71V70H238V68H240V66L243 64V63H248V62H236L235 60L234 61H232V62H230ZM237 60V59H236ZM250 60V59H249ZM74 61V60H73ZM77 61V62H78ZM85 61V60H84ZM92 61H93V59H92ZM109 61V60H108ZM118 61V60H117ZM176 61V60H175ZM178 61V60H177ZM183 62H184V60H182ZM181 61V62H182ZM185 61H187V60H185ZM189 61V60H188ZM194 61V60H193ZM206 61V60H205ZM212 61V60H211ZM214 61H218V60H214ZM251 61V60H250ZM257 61V60H256ZM259 61V60H258ZM261 61V60H260ZM39 62H41V61H39ZM69 62V61H68ZM91 62V61H90ZM90 62H88V64L90 63ZM95 62V61H94ZM102 62H103V59H102ZM106 62V61H105ZM110 62V61H109ZM142 62V61H141ZM153 62V61H152ZM151 62V63H152ZM182 62V63H183ZM189 62H191V63H188L187 64V66L188 67H186V68H188L189 69V75H190V77L188 78V82L186 81V83H188V84H192V83H194L195 81L197 82V78H198V76H200L199 78H202V79H200V81L202 82L201 83V87H202V84L206 87H208L209 85H210V80L211 79H204L203 78V75H202V73H201V70L200 71H198V68L199 67H197V68H194L193 66H191L190 64H192V61L190 60ZM194 62H196V61H194ZM198 62V61H197ZM221 62V61H220ZM263 63H264V61H262ZM29 63V62H28ZM76 63V62H75ZM93 63V62H92ZM96 63V62H95ZM104 63V62H103ZM103 63H102V65H103ZM111 63H112V61H111ZM111 63H110V65H111ZM115 62H113V64H114ZM150 63V64H151ZM181 63V64H182ZM185 63V62H184ZM205 63V62H204ZM209 63V62H208ZM258 63H260V62H258ZM33 64V65H32ZM41 64V66H39ZM80 64V63H79ZM87 64V65H88ZM100 64V63H99ZM105 64H107V63H105ZM109 64V63H108ZM147 64V63H146ZM149 64V65H150ZM178 64H180V63H178ZM197 64H199V63H197ZM207 64V63H206ZM214 64V63H213ZM219 64V63H218ZM217 64V65H218ZM250 64V63H249ZM260 64H262V63H260ZM259 64V65H260ZM8 65H10V66H8ZM61 65V66H60ZM68 65H69V63H68ZM78 65V64H77ZM81 65V64H80ZM79 65V66H80ZM86 65V64H85ZM92 65V64H91ZM115 65V64H114ZM145 65V64H144ZM148 65V66H149ZM157 65V64H156ZM185 65L186 64H184V67H185ZM201 66H203V64H200ZM216 65V67H214V68H217L218 66ZM255 65H258V64H255ZM258 65V66H259ZM264 65V64H263ZM58 66H59V68H58ZM74 66V65H73ZM89 66H90V64H89ZM178 66V65H177ZM198 66V65H197ZM215 66V65H214ZM221 66V65H220ZM246 67H247V64L245 65ZM250 66V65H249ZM8 67H10L11 68V70L9 69L8 70ZM77 67V66H76ZM88 67V66H87ZM87 67H86V69H87ZM91 67V66H90ZM107 67H108V65H107ZM114 67V66H113ZM136 67V66H135ZM138 68H139V66H137ZM180 67V66H179ZM184 67H183V69H184ZM207 67V66H206ZM244 67V66H243ZM250 67H252L253 68V66H250ZM250 67H247V68H249L250 69ZM23 68H24V70H23ZM83 68V67H82ZM93 68H96V65H95V67H93ZM103 67H101V69H102ZM129 68V67H128ZM127 68V69H128ZM133 68H134V65H133ZM142 68V67H141ZM147 68V67H146ZM149 68V67H148ZM147 68V69H148ZM151 68V67H150ZM150 68H149V70H150ZM154 68V67H153ZM156 68V67H155ZM193 68V69H192ZM203 68V67H202ZM222 68V67H221ZM221 68H219V69H221ZM245 68V67H244ZM251 68V69H252ZM57 69H58V73H57ZM76 69V68H75ZM78 69V68H77ZM76 69V70H77ZM89 69V68H88ZM92 69V68H91ZM100 69V68H99ZM126 69V68H125ZM131 69V68H130ZM147 69L144 71V69L142 70V71H144V74H146V76H147V74H148V71H147ZM152 69V68H151ZM179 69V68H178ZM181 69V68H180ZM206 69V68H205ZM208 69H210L209 67H208ZM212 69H213V66H212ZM212 69H211V71H212ZM240 69H242V68H240ZM249 69H247V70H249ZM74 70V69H73ZM94 70V69H93ZM106 70V69H105ZM104 69L102 70L103 72L105 71ZM111 70V69H110ZM132 70H134V69H132ZM139 70V69H138ZM153 70V69H152ZM155 70V69H154ZM217 70V69H216ZM243 70V69H242ZM67 71V70H66ZM92 71V70H91ZM108 71V70H107ZM115 71V70H114ZM123 71H125L124 69H123ZM136 71V70H135ZM140 71V70H139ZM183 71V70H182ZM188 71V70H187ZM204 71V70H203ZM206 71H207V69H206ZM211 71H209V72H211ZM228 71V70H227ZM226 71V72H227ZM241 71V70H240ZM255 71H257L256 69H255ZM82 72V71H81ZM83 72H85V71H83ZM95 72H96V70H95ZM98 72V71H97ZM122 72V71H121ZM125 72H127V71H125ZM145 72H147V73H145ZM150 72V71H149ZM186 72V71H185ZM184 72V73H185ZM208 72V73H209ZM214 72V71H213ZM212 72V73H213ZM224 72V71H223ZM237 72V71H236ZM248 72H250V71H248ZM87 73H89V72H87V70H86V72L84 73V75L85 74H87ZM91 73V72H90ZM90 73H89V77H87V81L89 82V84L92 86V87H94V88H96V90L97 91H104L105 93H107V95L108 96H113L116 92H115V87H114V82H112V80H105V81H98V82H94V81H96L97 80V78H95L93 75L92 76H90ZM92 73H94V72H92ZM91 73V74H92ZM102 73V72H101ZM104 73H106V71L104 72ZM103 73V74H104ZM107 73H109V71L107 72ZM112 73V72H111ZM110 73V74H111ZM204 73V72H203ZM206 74H207V72H205ZM229 73V72H228ZM253 73V72H252ZM256 73V72H255ZM261 73V72H260ZM58 74V75H57ZM64 73H61V76L63 75ZM74 74H75V72H74ZM78 74H80V73H78ZM123 74V73H122ZM121 74V75H122ZM127 74V73H126ZM217 74V73H216ZM232 74V73H231ZM254 74V73H253ZM258 74H259V72H258ZM257 74V75H258ZM76 75V74H75ZM98 75H99V73H98ZM113 75V74H112ZM120 75V76H121ZM205 75V74H204ZM218 75V74H217ZM221 75H222V73H221ZM223 75H224V73H223ZM226 75V74H225ZM249 75V74H248ZM86 76V75H85ZM101 76V75H100ZM108 76V75H107ZM122 76H124V75H122ZM206 76V75H205ZM252 76V75H251ZM260 76H262V75H260ZM72 77V76H71ZM74 77V76H73ZM103 77H105L106 78V75L105 76H103ZM115 76L113 75V77L112 78H114ZM197 77V78H196ZM256 77V76H255ZM61 78H63V77H61ZM65 78H67L66 76H65ZM70 78V77H69ZM76 78V77H75ZM78 79H80L81 78V74H80V76H78L77 77ZM108 78V77H107ZM119 78V77H118ZM206 78H208V77H206ZM252 78V77H251ZM72 79V78H71ZM111 79V78H110ZM115 79V78H114ZM129 79V78H128ZM128 79H127V83H129V81H128ZM260 79V78H259ZM73 80V79H72ZM101 80H102V78H101ZM132 80V79H131ZM131 80H130V82H131ZM226 80V79H225ZM256 80H258V79H256ZM262 80V79H261ZM263 80H264V78H263ZM68 81V80H67ZM71 81V80H70ZM198 81H199V79H198ZM222 81H224V79L222 80ZM56 82V81H55ZM69 82V81H68ZM83 82V81H82ZM86 82V81H85ZM118 82H121V81H118ZM225 82V81H224ZM262 82V81H261ZM260 82V83H261ZM67 83V82H66ZM116 83V82H115ZM123 83H125V82H123ZM232 83V82H231ZM234 83V82H233ZM252 83H255V81L254 82H252ZM62 84H63V82H62ZM73 84H76V83H73ZM78 84V83H77ZM120 84V83H119ZM132 84H133V82H132ZM234 84H236V83H234ZM259 84V83H258ZM55 85H60V86H62L63 87V85H65V84H63V85H61L60 83L59 84H55ZM68 85H70L69 83H68ZM67 85V86H68ZM79 85V84H78ZM82 85V84H81ZM85 85H86V83H85ZM89 85V86H90ZM127 85V84H126ZM139 85H141V84H139ZM233 85V84H232ZM247 85H249V84H247ZM254 85H256V84H254ZM67 86H65L64 88H66ZM73 86H75V85H73ZM128 86H129V84H128ZM130 86H132V85H130ZM129 86V87H130ZM211 86V85H210ZM245 86V85H244ZM251 87H252V89H253V85H250ZM69 87V86H68ZM71 87V86H70ZM117 87V86H116ZM255 87V86H254ZM259 87H261V86H259ZM258 87V88H259ZM5 88H8V90H6ZM210 88V87H209ZM241 88H244V87H241ZM246 88V87H245ZM257 87H255V89H256ZM258 88H257V90H258ZM262 88V87H261ZM157 89V88H156ZM161 88H158V91L160 90ZM208 89V88H207ZM211 89V88H210ZM230 89V88H229ZM228 89V90H229ZM143 90H145V89H143ZM162 90V89H161ZM160 90V91H161ZM204 90H205V88H204ZM232 90V89H231ZM235 90V89H234ZM246 90H248V88L247 89H244V91L246 92ZM158 91H157V94H160V93H158ZM159 91V92H160ZM182 91V90H181ZM184 91V90H183ZM240 91H243V90H240ZM251 91V90H250ZM253 91H254V89H253ZM253 91H251V92H253ZM150 92V91H149ZM171 91H169V90H167V89H165L164 90V101L166 102L165 104L167 105V107L169 106H171L172 107V102L174 103V101L176 100L175 98H177V105L178 106H180V107H189V110L190 109H194V110H197V109H200L201 111H203V112H206V113H212V114H216V115H222L221 117H223L224 115H226L227 116V114H226V112H224V110H223V107L222 106H220V105H218V104H216V102H212L211 100H209V97H208V99H207V97L205 96V97H201V99H199L197 102H192V100L191 99H195V98H191V99H189V101L191 100V103L188 101V100H185V99H183V98H185V96L184 95H182L181 93H179V92H177L178 93V96L176 97V96H174V95H172L171 93H170ZM260 91H258V93H259ZM261 92H262V90H261ZM260 92V94L259 95H263V93H261ZM263 92H264V90H263ZM153 92H152V90H151V93L149 94V95H151ZM162 93V92H161ZM177 93H176V95H177ZM184 93H185V91H184ZM232 93H233V91H232ZM235 93V92H234ZM237 93V92H236ZM238 93H239V91H238ZM249 93V92H248ZM248 93L246 94V98L245 99H247V97L249 96L248 95ZM254 93V92H253ZM253 93H252V95H253ZM117 94V93H116ZM154 94H156V92L154 93ZM175 94V93H174ZM186 94V93H185ZM190 94V93H189ZM202 94V93H201ZM231 94V93H230ZM243 94V93H242ZM257 94V93H256ZM153 95V94H152ZM199 95V94H198ZM205 95H207V93L205 94ZM251 95V94H250ZM258 95V97H260ZM157 96V95H156ZM162 95H161V98H160V100L161 99H163L162 97H163ZM172 96H174L173 98L175 99H173L174 101H172ZM188 96V95H187ZM186 96V97H187ZM192 96V95H191ZM234 96V95H233ZM244 96H245V93H244ZM256 96V95H255ZM153 97V96H152ZM158 97L156 98V99H158ZM194 97V96H193ZM197 97H199V96H197ZM187 98H189V97H187ZM250 98V97H249ZM252 98V97H251ZM59 99V100H58ZM179 99V100H178ZM153 100V99H152ZM151 100V101H152ZM195 100H197V99H195ZM249 100V99H248ZM258 100V99H257ZM260 100V99H259ZM263 100V99H262ZM154 101H158V102H160L159 101V99L158 100H154ZM161 101H163V100H161ZM163 101V102H164ZM245 101V100H244ZM256 101V100H255ZM254 101V102H255ZM157 102V103H158ZM242 102V101H241ZM246 102H249V101H247L246 100ZM257 102V101H256ZM157 103L155 102V104L157 105ZM219 103V102H218ZM160 104V103H159ZM164 104V103H163ZM164 104V105H165ZM238 104H241V103H238ZM247 104V103H246ZM245 104V105H246ZM251 104V103H250ZM258 104H260V102H258ZM166 105H165V107H166ZM226 105V104H225ZM228 105V104H227ZM234 105V104H233ZM237 105V104H236ZM244 105V104H243ZM173 106H175V104L173 105ZM240 106H242V105H240ZM71 107V106H70ZM164 107V108H165ZM170 107V108H171ZM180 107H178V108H180ZM235 107V106H234ZM239 107V106H238ZM238 107H237V110H238ZM263 107V106H262ZM170 108H168V109H170ZM230 108V107H229ZM236 108V107H235ZM234 108V109H235ZM256 108V107H255ZM69 109V108H68ZM72 109V108H71ZM77 109V110H78ZM158 109V108H157ZM162 109V107L160 108V110ZM177 109V108H176ZM175 109V110H176ZM230 109H233L232 107L230 108ZM229 109V110H230ZM234 109H233V113H234ZM240 109V108H239ZM259 109V108H258ZM264 109V108H263ZM74 110V109H73ZM177 110H179V109H177ZM199 110V111H200ZM226 110H228V108H226ZM236 110V109H235ZM236 110V111H237ZM200 111V112H201ZM262 111V110H261ZM56 112L58 113V115H56V116H58L57 118H59V121H58V123H56L54 120V117L56 118V116H55V114H56ZM191 112V111H190ZM193 112V111H192ZM228 112V111H227ZM78 113V112H77ZM197 113H199V112H197ZM196 113V114H197ZM75 114V113H74ZM201 115H202V112L200 113ZM229 114V113H228ZM264 114V113H263ZM76 115V114H75ZM96 115V114H95ZM206 115L207 114H204V116L206 117ZM230 115V114H229ZM97 116V115H96ZM193 116H195V115H193ZM225 117V116H224ZM77 119H78V117H76ZM207 118V117H206ZM92 119V118H91ZM204 120V119H203ZM206 120V119H205ZM204 120V121H205ZM223 120H226V119H223ZM67 121H69V122H67ZM91 121V120H90ZM125 121V120H124ZM128 121V120H127ZM194 121H195V119H194ZM207 121V120H206ZM56 124H55V123ZM81 122V121H80ZM130 122V121H129ZM68 123V124H67ZM205 123V122H204ZM159 124V123H158ZM205 124H207V123H205ZM130 125V124H129ZM133 125V124H132ZM161 125V124H160ZM170 125V124H169ZM173 125V124H172ZM193 125V124H192ZM194 125H196V124H194ZM135 126V125H134ZM165 126H167V125H165ZM174 126V125H173ZM207 126V125H206ZM69 128H71L70 126H68ZM130 127V126H129ZM133 127V126H132ZM139 127V126H138ZM171 127V126H170ZM175 127V126H174ZM179 127H181V126H179ZM196 127V126H195ZM146 128V127H145ZM148 128V127H147ZM160 128V127H159ZM166 128V127H165ZM140 129V128H139ZM141 129H142V127H141ZM171 129V128H170ZM169 128H168V131L170 130ZM184 129V128H183ZM186 129V128H185ZM166 130V129H165ZM2 131V132H3ZM69 131V130H68ZM141 131V130H140ZM146 131H148V130H145V132ZM153 132H154V130H152ZM160 131V130H159ZM187 131V130H186ZM185 131V132H186ZM178 132V131H177ZM183 132V131H182ZM175 133H176V131H175ZM4 134H2V135H4ZM150 134H152V133H149V135ZM155 134H156V132H155ZM161 134V133H160ZM57 135V136H58ZM65 135V134H64ZM159 135V134H158ZM168 135V134H167ZM174 135V134H173ZM59 136H61V138H59V139H62V137H65V136H62V135H59ZM151 136H153V135H151ZM155 136V135H154ZM153 136V137H154ZM192 136V135H191ZM146 137H148L147 135H146ZM162 137V136H161ZM165 137H167V136H165ZM164 137V138H165ZM175 137V136H174ZM30 138V137H29ZM41 138V137H40ZM43 138V137H42ZM51 138V137H50ZM56 138V137H55ZM58 138V137H57ZM56 138V139H57ZM141 138V137H140ZM172 138L173 137H171V141L173 142V140H172ZM191 138H193V137H191ZM52 139V138H51ZM163 139V138H162ZM182 139V138H181ZM184 139V138H183ZM194 139V138H193ZM35 140V139H34ZM37 140V139H36ZM54 140V139H53ZM145 140H147V139H145ZM168 140V139H167ZM186 140H188V139H186ZM43 141V140H42ZM47 141H50V140H47ZM142 141H143V139H142ZM176 141V140H175ZM171 142V143H172ZM182 142H183V140H182ZM187 142V141H186ZM194 142L196 143V140H194ZM193 141H191L190 143H191V145H192V143H194ZM74 143H77V142H74ZM143 143H144V145H145V142L143 141ZM166 143V142H165ZM195 143H194V146H195ZM52 144V143H51ZM84 144V143H83ZM146 144H147V142H146ZM150 144V143H149ZM154 144V143H153ZM176 144V143H175ZM175 144H173L174 146H175ZM80 145V144H79ZM79 145H78V147H79ZM159 145H161V144H159ZM169 145H171L170 144V140H169ZM173 145H172V147H173ZM181 145H183V144H181ZM186 145V144H185ZM71 146V145H70ZM74 146H77V145H74ZM167 146V145H166ZM187 146H189L188 144H187ZM251 146H253V145H250L249 147L251 148ZM83 147V146H82ZM160 147V146H159ZM159 147H157V148H159ZM179 147V146H178ZM178 147H177V149H176V151H178ZM191 147V146H190ZM81 148V147H80ZM139 147H137V149H138ZM151 147H149V146H140V148H139V150H137L138 152H139V154H140V157H139V162H141V160L142 159H146L147 157H150L149 155H150V153H151V149H150ZM161 148V147H160ZM181 148V147H180ZM5 149V148H4ZM75 149V148H74ZM76 149H78V148H76ZM92 149V148H91ZM90 149V151H92ZM163 149V148H162ZM167 149H169V148H167ZM166 148H165V150H167ZM191 149V148H190ZM243 149V148H242ZM247 149V148H246ZM252 149V148H251ZM254 149V148H253ZM252 149V150H253ZM79 150V149H78ZM96 150V149H95ZM170 150V149H169ZM182 150V149H181ZM184 150H186V149H184ZM183 150V151H184ZM187 150H188V148H187ZM194 151H195V149H193ZM248 150V149H247ZM250 150V149H249ZM251 150V151H252ZM3 151V150H2ZM80 151V150H79ZM87 151V150H86ZM90 151H88V152H90ZM94 151V150H93ZM156 151V149L153 151V153ZM164 151V150H163ZM171 151H174V148H173V150H172V148H171ZM171 151H169V154L166 156V157H163L162 159L160 158H157V160H161L160 161V164L162 165H165V167H168L169 168V171H172V172H174L173 174H177V175H179V163H180V156H179V153L177 152V153H173V152H171ZM182 151V152H183ZM193 151V152H194ZM243 151H244V149H243ZM5 152H7V151H5ZM4 152V153H5ZM74 152H77V151H74ZM85 152V151H84ZM134 152H136V151H134ZM160 152H162V151H160ZM166 152V151H165ZM165 152L163 153V154H165ZM171 152V153H170ZM186 152V151H185ZM188 152V151H187ZM191 152V150L188 152V153H190ZM206 152V151H205ZM245 152V151H244ZM2 152L0 151V154H1ZM14 153H17V152H14ZM79 153H81V152H79ZM210 153V152H209ZM208 153V154H209ZM253 153V152H252ZM251 153V154H252ZM8 154V153H7ZM6 154V155H7ZM83 154V153H82ZM88 154V153H87ZM95 154V153H94ZM103 154V153H102ZM101 154V155H102ZM138 154V155H139ZM158 154V153H157ZM156 154V155H157ZM180 154H181V151H180ZM183 154V153H182ZM249 154V153H248ZM2 156H4L3 155V153L1 154ZM13 155V154H12ZM72 155V154H71ZM97 155V154H96ZM166 155V154H165ZM184 155V154H183ZM187 155V154H186ZM189 155V154H188ZM253 155H255V153L253 154ZM163 156V155H162ZM161 156V157H162ZM185 156V155H184ZM256 156V155H255ZM254 156V157H255ZM17 157V156H16ZM72 157V156H71ZM91 157V156H90ZM94 158L96 157V156H93ZM102 157V156H101ZM119 157V156H118ZM158 157H160V156H158ZM183 157V156H182ZM190 157V156H189ZM244 157V156H243ZM154 158V157H153ZM185 158H186V156H185ZM194 155H193V157H191V161H190V159H189V161L188 162H191V163H189V166L191 167V169H192V174H195V169H196V167H198V162L197 161H195L194 159ZM246 158V157H245ZM2 159V158H1ZM66 159V158H65ZM64 159V160H65ZM68 159V158H67ZM66 159V160H67ZM76 159H77V157H76ZM76 159H74V160H72L73 162H72V164H68V163H64V165L62 166V168H59L57 171L56 170H54V169H52L53 171H55L56 173H53V175H52V178H54V179H52V181L54 180H56V182H58V183H61V185H64L65 184V181L67 180L68 182H69V179H70V177H71V174H72V177H73V173L75 172V171H77V166L80 164V162L79 161H77ZM93 158H91V160H89V161H94V160H92ZM123 159V158H122ZM144 159V160H145ZM182 159V158H181ZM15 160H16V158H15ZM63 160V159H62ZM63 160V161H64ZM87 160H88V158H87ZM110 160H112L113 161V159L111 158ZM156 160V161H157ZM187 160H188V158H187ZM246 160V159H245ZM18 161H20V156H19V160ZM103 161V160H102ZM112 161H111V163H112ZM116 161H119V160H116ZM125 160H123V162H124ZM136 161L138 162V160H137V158H136ZM147 161V160H146ZM199 161V160H198ZM254 161V160H253ZM66 162V161H65ZM95 162V161H94ZM98 162V161H97ZM122 162V163H123ZM135 162V161H134ZM136 162V163H137ZM158 162V161H157ZM187 162V163H188ZM13 163V162H12ZM15 163H19V162H17V161H15ZM84 163H86V161L84 162ZM99 163H102V162H99ZM99 163H97L98 165H99ZM118 163V162H117ZM121 163V162H120ZM142 163V162H141ZM144 163H146V162H144ZM182 163V162H181ZM203 163V162H202ZM219 162H217V164H218ZM255 163V162H254ZM54 164V163H53ZM59 164V163H58ZM103 164V163H102ZM105 164H106V162H105ZM108 164V163H107ZM160 164H158V165H160ZM183 164V163H182ZM240 164V163H239ZM245 164H247L246 162H245ZM244 164V165H245ZM249 164V163H248ZM60 165V164H59ZM62 165V164H61ZM110 165V164H109ZM114 165V164H113ZM116 165V164H115ZM137 165H138V163H137ZM136 165V167L138 168V166ZM185 165H187L186 163H185ZM203 165V164H202ZM216 165V164H215ZM244 165H242V166H244ZM250 165V164H249ZM13 166V165H12ZM19 166V165H18ZM53 166V165H52ZM71 166H73L72 167V169H71ZM118 166H120L119 164H118ZM127 166V165H126ZM156 166V165H155ZM239 167H240V165H238ZM237 166V167H238ZM3 167V166H2ZM15 167V166H14ZM16 167H17V164H16ZM56 167V166H55ZM78 167H80V165L78 166ZM82 167V166H81ZM102 167H103V165H102ZM105 167V166H104ZM112 167V166H111ZM116 167V166H115ZM122 167V166H121ZM124 167L125 166H123V169H124ZM128 167V166H127ZM133 167V166H132ZM135 167V168H136ZM148 167H151V165L150 166H148ZM153 167V166H152ZM159 167V166H158ZM157 166H156V168H158ZM161 167V166H160ZM181 167V166H180ZM187 168H188V166H186ZM218 167V166H217ZM135 168H134V170H135ZM136 168V169H137ZM141 168H144V167H141ZM146 168H147V166H146ZM145 168V169H146ZM182 168H183V165H182ZM205 168V167H204ZM223 168V167H222ZM236 168V167H235ZM243 169L241 170V173L243 174V175H245L246 177H240L239 176V178L240 179H238V180H236V182L238 181L239 183H237V184H239L238 185V187H236L235 189H234V193H232L233 195H231L233 198H235L236 200H240V199H242L243 197H244V195H246L245 193H247L248 192V185H249V182L251 181V180H254V178H253V176L251 177L250 175H249V173H251V172H253V170H250L249 171V169H248V167H242ZM23 169V171H24V169L25 168H22ZM49 169V168H48ZM74 169V170H73ZM80 169V168H79ZM155 169V168H154ZM162 169H164L163 167H162ZM167 169V168H166ZM184 169H186V168H184ZM184 169H183V171H184ZM191 169H189V170H191ZM236 169H238V168H236ZM241 169V168H240ZM239 169V170H240ZM1 170V169H0ZM9 170V169H8ZM14 170H16V169H14ZM99 170V169H98ZM97 170V171H98ZM104 170V169H103ZM101 171V173L102 172H104V171H106V170H104V171ZM107 170L108 171H110L109 170V168H107ZM120 170V169H119ZM118 170V171H119ZM126 170V169H125ZM130 170V169H129ZM149 170V169H148ZM182 170V169H181ZM188 170V169H187ZM188 170V172H190ZM206 170V169H205ZM5 171V170H4ZM20 171H21V169H20ZM20 171H16V173L18 174V172H20ZM51 171V170H50ZM49 171V172H50ZM74 171V172H73ZM97 171H95V172H97ZM112 171V170H111ZM110 171V172H111ZM121 171V170H120ZM124 171V170H123ZM128 171V170H127ZM133 171V170H132ZM161 171V170H160ZM10 172V171H9ZM11 172H13V170H11ZM22 172V171H21ZM99 172V171H98ZM107 172V171H106ZM139 172V171H138ZM142 172V171H141ZM143 172H145V171H143ZM148 172V171H147ZM150 172V171H149ZM206 172V171H205ZM223 172V171H222ZM48 173V172H47ZM47 173H46V176H47ZM77 173V172H76ZM94 173V172H93ZM119 173V172H118ZM124 173V172H123ZM123 173H122V175H123ZM127 173V172H126ZM132 173V172H131ZM159 173V172H158ZM170 173L171 172H168V174L170 175ZM203 173V172H202ZM219 173H221V172H219ZM219 173H217L218 175H220ZM228 173V172H227ZM239 173V172H238ZM254 173V172H253ZM2 174H3V169H2ZM21 174H23V173H21ZM49 174H51V172L49 173ZM95 174V173H94ZM105 174V173H104ZM110 174V173H109ZM111 174H112V172H111ZM133 174V173H132ZM132 174H129V175H132ZM141 174V173H140ZM145 174V173H144ZM161 174V173H160ZM167 174V173H166ZM172 174V175H173ZM204 174V173H203ZM217 174H215V175H217ZM226 174V173H225ZM233 174V173H232ZM79 175V174H78ZM77 174H76V176H78ZM114 175H115V177H116V174L114 173ZM128 175V174H127ZM127 175H126V178H128L127 177ZM134 175V174H133ZM138 175V174H137ZM159 175V174H158ZM163 175V174H162ZM165 175V174H164ZM168 175V176H169ZM186 175H187V173H186ZM51 176V175H50ZM74 176H75V174H74ZM112 176V175H111ZM135 176V175H134ZM133 176V177H134ZM145 176V175H144ZM161 176V175H160ZM159 176V177H160ZM180 176V175H179ZM182 176V175H181ZM180 176V177H181ZM188 176V175H187ZM229 176H230V174H229ZM234 176V175H233ZM71 177V178H72ZM118 177V176H117ZM121 177V176H120ZM136 177V176H135ZM141 177V176H140ZM148 177V176H147ZM158 177V179H160ZM170 177V176H169ZM174 177V176H173ZM183 177V176H182ZM194 177V176H193ZM218 177V176H217ZM228 177V176H227ZM255 177V176H254ZM44 178V177H43ZM43 178H42V180H43ZM48 178V177H47ZM77 178V177H76ZM75 178V179H76ZM125 178V179H126ZM142 178V177H141ZM155 178V177H154ZM157 178V177H156ZM190 179H191V177H189ZM224 178H225V176L223 177V176H220V181L221 182H223L224 181ZM229 178V177H228ZM75 179L73 180V181H75ZM122 179H124V177L122 178ZM122 179L120 180L121 182H122ZM139 179V178H138ZM171 179V178H170ZM232 179V178H231ZM50 180V179H49ZM71 180V179H70ZM113 180V179H112ZM128 180H129V178H128ZM130 180H131V178H130ZM129 180V181H130ZM142 180H144V179H141V181ZM211 180V179H210ZM257 180V179H256ZM41 181V180H40ZM51 181V180H50ZM111 181V180H110ZM115 181H117V179L115 180ZM119 181V182H120ZM137 181V180H136ZM162 181V180H161ZM174 181V180H173ZM175 181H176V179H175ZM179 181V180H178ZM204 181V180H203ZM120 182V183H121ZM123 182H124V180H123ZM139 182V181H138ZM153 182V181H152ZM151 182V183H152ZM156 182V181H155ZM202 182V181H201ZM215 182V181H214ZM234 182H235V179H234ZM256 182V181H255ZM41 183V182H40ZM52 183V182H51ZM51 183H49V185L51 184ZM54 183V182H53ZM111 183V182H110ZM125 183H127V182H125ZM131 183V182H130ZM137 183V182H136ZM146 183V182H145ZM151 183H149V184H151ZM154 183V182H153ZM158 183V182H157ZM156 183V184H157ZM163 183V182H162ZM224 183V182H223ZM230 183V182H229ZM56 184V183H55ZM71 184H72V182H71ZM128 184V183H127ZM161 184V183H160ZM215 184V183H214ZM254 184V183H253ZM45 185V184H44ZM44 185H42V186H44ZM47 185V184H46ZM74 185V184H73ZM77 185V184H76ZM76 185H75V188H76ZM105 185H107V184H105ZM114 185V184H113ZM118 185V184H117ZM123 185V184H122ZM122 185H121V187H122ZM158 185V184H157ZM230 185V184H229ZM58 186V185H57ZM69 186H70V184H69ZM131 186H133V185H131ZM142 186V185H141ZM225 186H226V184H225ZM228 186V185H227ZM234 186V185H233ZM40 187V186H39ZM52 187H53V184H52ZM59 188H57V187H53L54 188V193L52 194V193H50V192H48V191H46L47 190V188H46V190L45 191H41V189H40V191H38V192H35L34 194H36V195H38V199H39V202H37V204L41 207V208H45L46 210L47 209H53L55 212L57 211V212H61V213H64V214H70V211H72L71 209H73V208H76V209H82L83 208V203L81 202H79V201H81L83 198H82V195L83 194H80L79 192H77L78 190V185H77V189H75V190H72V193L70 194V196H72L73 198H75V199H70L69 198V200H67L68 198H67V196H69L67 193H65L66 192V187L67 186H65V188H64V186H62V188L60 187V186H58ZM100 187V186H99ZM104 187V186H103ZM106 187V186H105ZM109 187V186H108ZM107 187V188H108ZM112 187V186H111ZM143 187V186H142ZM150 187V186H149ZM161 187V186H160ZM215 187V186H214ZM235 187V186H234ZM52 188V189H53ZM98 188V187H97ZM129 188H131V187H129ZM128 188V189H129ZM228 188V187H227ZM51 189V190H52ZM71 189H73L72 188V185H71V188L69 189V190H71ZM114 189V188H113ZM135 189V188H134ZM137 189V188H136ZM138 189H142V188H138ZM144 189V188H143ZM147 189H149V188H147ZM145 190V191H148V190ZM158 189V188H157ZM161 189H163V187L161 188ZM180 189V188H179ZM186 189V188H185ZM185 189H183V190H185ZM192 189V188H191ZM197 189V188H196ZM214 189V188H213ZM226 189V188H225ZM229 189H232V188H230V186H229ZM34 190V189H33ZM36 190V189H35ZM50 190V191H51ZM68 190V191H69ZM101 190H102V188H101ZM107 190V189H106ZM123 190V189H122ZM126 190V189H125ZM130 190V189H129ZM154 190V189H153ZM221 190V189H220ZM250 190V189H249ZM67 191V192H68ZM103 191H105V189H103ZM108 191H109V189H108ZM132 191H134V192H136V190H132ZM130 192V194L132 193V194H134L133 192ZM156 192H157V190H155ZM154 191V192H155ZM160 190H158V192H159ZM214 191V190H213ZM230 191V190H229ZM247 191V192H246ZM6 192V191H5ZM31 192H33V191H31ZM40 192V193H39ZM53 192V191H52ZM70 192V191H69ZM97 192H98V190H97ZM95 193V195L96 194H98V193ZM121 192V191H120ZM124 192V191H123ZM144 192V191H143ZM149 192H151V190L150 191H148L147 193H149ZM161 192V191H160ZM159 192V193H160ZM223 192V191H222ZM0 193H1V191H0ZM3 193V192H2ZM8 193V192H7ZM39 193V194H38ZM82 193H84V192H82ZM99 193H101V192H99ZM110 193H112L111 191H110ZM137 193V192H136ZM142 193V192H141ZM146 193V194H147ZM153 193V192H152ZM178 193V192H177ZM180 194H179V198L178 199H175L174 198V203L172 202V204H174L173 206H172V209L174 208L176 211H182L184 208H185V206L186 205H188L189 203H190V201L193 199V197H194V195H195V193H197L196 192V190L194 191V190H191V191H189V192H179ZM14 194H16V193H14ZM13 194V195H14ZM18 194V193H17ZM20 194V193H19ZM18 194V195H19ZM24 194V193H23ZM29 194V193H28ZM108 194V193H107ZM116 194V193H115ZM121 194V193H120ZM126 194V193H125ZM125 194H124V196H125ZM150 194V193H149ZM225 194V193H224ZM223 194V195H224ZM228 194V193H227ZM2 195V194H1ZM10 195V194H9ZM11 195H12V193H11ZM21 195V194H20ZM19 195V196H20ZM67 195V196H66ZM103 195V194H102ZM113 195V194H112ZM127 195H129V194H127ZM136 195V194H135ZM152 194H150V196H151ZM206 195H208L207 193H206ZM223 195H221V196H223ZM25 196V195H24ZM31 196V195H30ZM87 196V195H86ZM105 196V195H104ZM107 196V195H106ZM140 196V195H139ZM156 196V195H155ZM212 196H213V194H209L208 196H207V198H206V201L207 200H209V205H211V207H214L215 205H213V203H211V198H212ZM229 196V195H228ZM247 196V195H246ZM3 197H5V196H3ZM3 197H1V198H3ZM21 197V196H20ZM26 198H28L27 196H25ZM32 197V196H31ZM100 197V196H99ZM114 197V196H113ZM117 197H120V196H117ZM135 197V196H134ZM138 197V196H137ZM225 197H226V195H225ZM225 197H224V199H225ZM231 197V198H232ZM11 198V197H10ZM15 198V197H14ZM19 198V197H18ZM85 198V197H84ZM127 198V197H126ZM140 198V197H139ZM138 198V199H139ZM144 198V197H143ZM229 198V197H228ZM230 198V199H231ZM4 199V198H3ZM35 199V198H34ZM116 199V198H115ZM152 199V198H151ZM150 199V200H151ZM196 199V198H195ZM11 200V199H10ZM10 200H7V201H10ZM13 200V199H12ZM87 200V199H86ZM100 200V199H99ZM101 200H103V199H101ZM100 200V201H101ZM127 200H129V199H127ZM133 200V199H132ZM148 200V199H147ZM149 200V201H150ZM154 200V199H153ZM222 200V199H221ZM226 200V199H225ZM19 201V200H18ZM38 201V200H37ZM83 201V200H82ZM107 202H108V200H106ZM116 201H118V199L116 200ZM139 201V200H138ZM152 201V200H151ZM170 201V200H169ZM205 201V202H206ZM234 201V200H233ZM11 202H14V200L13 201H11ZM16 202V201H15ZM14 202V203H15ZM105 202V201H104ZM130 202V201H129ZM135 202V201H134ZM146 202V201H145ZM153 202V201H152ZM85 203V202H84ZM115 202H111V203H109V204H111V205H113ZM117 203H119V202H117ZM132 203V202H131ZM149 203V202H148ZM171 203V202H170ZM216 203V202H215ZM218 203V202H217ZM221 203V202H220ZM12 204V203H11ZM86 204H89V203H87V201H86ZM100 204V203H99ZM102 204V203H101ZM125 204V203H124ZM143 204H144V202H143ZM165 204V203H164ZM169 204V203H168ZM192 204V203H191ZM106 205V204H105ZM104 204L102 205V206H105ZM108 205V204H107ZM116 205V204H115ZM134 205V204H133ZM138 205V204H137ZM137 205H135V206H137ZM140 205H142V204H140ZM146 205V204H145ZM150 205H154V204H150ZM231 205V204H230ZM229 205V206H230ZM246 205V204H245ZM12 206V205H11ZM85 206V205H84ZM91 206V205H90ZM89 206V207H90ZM109 206V205H108ZM149 206V205H148ZM163 206V205H162ZM225 206H227V205H225ZM229 206L228 207H224L225 209H224V212H226L227 210H229ZM86 207V206H85ZM93 207V206H92ZM92 207H91V210H92ZM110 207V206H109ZM114 207V206H113ZM155 207V206H154ZM167 207V206H166ZM166 207H164V208H166ZM169 207V206H168ZM168 207H167V209H168ZM192 207V206H191ZM237 207V206H236ZM235 207V208H236ZM247 207H248V205H247ZM106 208L108 209V210H110L107 206H106ZM123 208V207H122ZM126 208V207H125ZM128 208V207H127ZM134 209H135V207H133ZM170 208V207H169ZM222 208V207H221ZM238 208H239V206H238ZM245 208V207H244ZM85 209V208H84ZM101 209V208H100ZM111 209H113L112 207H111ZM128 209H130V208H128ZM140 209V208H139ZM142 209H143V207H142ZM146 209V208H145ZM147 209H148V207H147ZM151 209V208H150ZM149 209V210H150ZM153 209V208H152ZM237 209V208H236ZM240 209V208H239ZM87 210V209H86ZM90 210V209H89ZM104 210V209H103ZM107 210V211H108ZM115 210H118L117 208L115 209ZM124 210H126V209H124ZM124 210H122V211H124ZM132 210V209H131ZM154 210V213L156 214V216L157 217H159V218H165L166 216H164V213L162 214L161 212L162 211H160V208L158 209L157 207L156 208H154L153 209ZM234 210V209H233ZM244 210V209H243ZM47 211H49V210H47ZM51 211V210H50ZM88 211V210H87ZM106 211V210H105ZM112 211V210H111ZM110 211V212H111ZM113 211H114V209H113ZM120 211V210H119ZM122 211H120V212H122ZM152 211V210H151ZM211 211V210H210ZM241 211V210H240ZM91 212V211H90ZM97 212V211H96ZM190 212V211H189ZM188 212V213H189ZM213 212V211H212ZM54 213V212H53ZM88 213H89V211H88ZM109 213V212H108ZM114 213V212H113ZM116 213V212H115ZM114 213V215H116ZM182 213V212H181ZM57 214V213H56ZM56 214H54V215H56ZM59 214V213H58ZM57 214V215H58ZM111 214H112V212H111ZM110 214V215H111ZM127 214V213H126ZM131 214V213H130ZM135 214H137V213H135ZM142 214V213H141ZM152 213H150L149 215H151ZM167 214V213H166ZM174 214H175V212H174ZM184 214H185V212H184ZM226 214V213H225ZM237 214H238V211H237ZM245 214H247V213H245ZM113 215V216H114ZM118 215V214H117ZM132 215V214H131ZM130 215V216H131ZM140 215V214H139ZM138 215V216H139ZM146 215V214H145ZM148 215V214H147ZM153 215V214H152ZM186 215H188L187 213H186ZM242 215V214H241ZM240 215V216H241ZM251 215V214H250ZM255 215V214H254ZM248 217V214L247 215H245V217ZM253 216V215H252ZM67 217V216H66ZM69 217V216H68ZM116 217V216H115ZM119 217V216H118ZM123 217V216H122ZM125 217V216H124ZM144 217V216H143ZM170 217V216H169ZM169 217L167 218L168 219V221L170 222L171 221V219H178L179 220V217H178V215H175V216H173V217H171V219L169 220ZM254 217V216H253ZM128 218H129V216H128ZM139 218V217H138ZM146 218V217H145ZM153 218V217H152ZM242 218V217H241ZM130 219V218H129ZM134 219V218H133ZM132 219V221H134ZM135 219H137V218H135ZM139 219H141V217L139 218ZM149 219V218H148ZM154 219V218H153ZM125 220V219H124ZM128 220V219H127ZM181 220V219H180ZM183 220V219H182ZM181 220V222H180V224H178L177 223V221H176V223L178 224V226H179V229H181V226H182V224H183V221ZM251 220V219H250ZM254 220H255V217H254ZM253 220V221H254ZM263 220H264V218H263ZM262 220V221H263ZM126 221V220H125ZM124 221V222H125ZM131 221V222H132ZM155 221H157V220H155ZM174 221V220H173ZM248 221V220H247ZM119 222V221H118ZM120 222H122V221H120ZM149 222V221H148ZM164 222H167L166 220H164ZM134 223V222H133ZM140 223V222H139ZM200 223V222H199ZM125 224H128L127 222L125 223ZM135 224H137L136 223V220H135ZM150 224H152V223H150ZM161 224V223H160ZM159 224V225H160ZM172 225H174L173 223H171ZM241 224V223H240ZM248 224V223H247ZM60 225V224H59ZM119 225V224H118ZM121 225V224H120ZM119 225V227H121ZM133 225V224H132ZM168 225H170V224H168ZM187 225V224H186ZM189 225V224H188ZM192 225V224H191ZM124 225H122V227H123ZM127 226V225H126ZM125 226V227H126ZM135 226H137V225H135ZM142 226V225H141ZM151 226V225H150ZM157 226V225H156ZM167 226V225H166ZM175 226V225H174ZM174 226H171V227H174ZM248 226V225H247ZM62 227V226H61ZM124 227V228H125ZM153 227V226H152ZM154 227H155V225H154ZM176 227H177V225H176ZM245 227V226H244ZM243 227V228H244ZM127 228V227H126ZM133 228H135V227H133ZM143 228V227H142ZM157 228V227H156ZM178 228V227H177ZM242 228V229H243ZM136 229V228H135ZM134 229V230H135ZM152 229V228H151ZM150 229V230H151ZM161 229V228H160ZM162 229H163V232L165 233V231H164V226H162ZM168 229V228H167ZM207 229V228H206ZM244 229H248V227L247 228H244ZM139 230V229H138ZM154 230H156V229H154ZM165 230H166V228H165ZM168 230H170V228L168 229ZM167 230V231H168ZM191 230V229H190ZM235 230H237V229H235ZM157 231V230H156ZM160 231V230H159ZM172 231H173V229H172ZM175 231V230H174ZM241 231V230H240ZM142 232V231H141ZM152 232V231H151ZM170 232V231H169ZM176 232V231H175ZM242 232V231H241ZM243 232H244V230H243ZM242 232V233H243ZM125 233V232H124ZM132 233V232H131ZM144 233V232H143ZM181 233V232H180ZM133 234H134V232H133ZM166 234V233H165ZM247 234V233H246ZM249 234V233H248ZM247 234V235H248ZM156 235V234H155ZM158 235H161V234H159L158 233ZM168 235V234H167ZM245 235V234H244ZM243 235V236H244ZM250 235V234H249ZM248 235V236H249ZM130 236V235H129ZM146 236H147V234H146ZM149 236V235H148ZM163 236V235H162ZM242 236V235H241ZM135 237H136V235H135ZM134 237V238H135ZM153 237H154V235H153ZM153 237H152V239H153ZM161 237V236H160ZM232 237V236H231ZM155 238V237H154ZM243 238V237H242ZM241 238V239H242ZM159 239H162V238H159ZM183 239V238H182ZM246 239H247V237H244V239L243 240H240L239 239V241L236 243V247H237V249L240 251V253H238L239 254V258H241L240 260L245 264V262H246V260H248V256L246 255V248L249 246V245H247V247H244V246H246L244 243H247V241H246ZM249 239V238H248ZM156 240V239H155ZM193 241V240H192ZM237 241V240H236ZM172 242V241H171ZM148 243V242H147ZM161 243V242H160ZM248 243H249V241H248ZM139 244V243H138ZM146 244V243H145ZM150 244V243H149ZM155 244V243H154ZM192 244H193V242H192ZM141 245V244H140ZM139 245V246H140ZM153 245V244H152ZM169 245V244H168ZM136 246V245H135ZM144 246V245H143ZM155 245H153V247H154ZM157 246V245H156ZM156 246H155V248H156ZM162 246V245H161ZM170 246V245H169ZM37 247V246H36ZM40 247V246H39ZM38 247V248H39ZM151 247V246H150ZM171 247H173V245H171ZM189 247H190V253H191V256H190V260H191V263L192 264H198V262H199V255H198V252H197V250H195L194 249V247H193V245H191V243L189 244ZM232 247H234V246H232ZM231 247V248H232ZM235 247V248H236ZM37 248V249H38ZM140 248V247H139ZM147 248V247H146ZM149 248V247H148ZM147 248V249H148ZM158 248V247H157ZM234 248V249H235ZM140 249H144V247L143 248H140ZM147 249H145V250H147ZM151 249H152V247H151ZM154 249V248H153ZM194 249V250H193ZM137 250H138V247H137ZM232 250V249H231ZM236 250V249H235ZM237 250V251H238ZM34 251H35V254H36V249H34ZM37 251H39V250H37ZM42 251V250H41ZM134 251H136V250H134ZM143 251V250H142ZM151 251H153V250H151ZM158 251V250H157ZM176 251H177V249H176ZM175 251V252H176ZM130 252V251H129ZM149 252V251H148ZM236 252V251H235ZM86 253V252H85ZM85 253H83V254H85ZM88 253V252H87ZM127 253V252H126ZM125 253V254H126ZM131 253V252H130ZM143 253H145V252H143ZM142 253V254H143ZM153 253H155V252H153ZM174 253V252H173ZM173 253H172V255H173ZM179 253V252H178ZM234 253V252H233ZM35 254H33V255H35ZM41 254V253H40ZM80 254V253H79ZM82 254V253H81ZM124 254V255H125ZM132 254V253H131ZM157 254V253H156ZM155 254V255H156ZM171 254V253H170ZM175 254V253H174ZM187 254H188V251H187V249H185V248H183L182 249V253L179 255V256H176V254H175V256L177 257V261H179L180 262V260L182 259H184L183 257L185 256H187ZM235 254V253H234ZM32 255V256H33ZM94 255V254H93ZM128 255V254H127ZM130 255V254H129ZM144 255V254H143ZM158 255H160V254H158ZM157 255V256H158ZM233 255V254H232ZM38 257H40V255H37ZM80 256V255H79ZM87 256V255H86ZM90 256V255H89ZM95 256H96V254H95ZM160 256H163L162 254L160 255ZM174 256V257H175ZM215 256V255H214ZM238 256V255H237ZM81 257V256H80ZM125 257V256H124ZM127 257V256H126ZM145 257H146V255H145ZM159 257V256H158ZM164 257H166V256H164ZM236 257V256H235ZM37 258V257H36ZM36 258H35V260H36ZM45 258V257H44ZM83 258V257H82ZM86 258V257H85ZM157 258V257H156ZM229 258H230V256H229ZM228 258V259H229ZM233 258V257H232ZM231 258V259H232ZM39 259V258H38ZM37 259V260H38ZM149 259V258H148ZM166 259V258H165ZM228 259H227V262H228ZM236 259V258H235ZM30 260H32V259H30ZM35 260H33V261H35ZM36 260V261H37ZM40 260H41V258H40ZM43 260H45V259H42V261ZM173 260V259H172ZM230 260V259H229ZM41 261V262H42ZM95 261V260H94ZM147 261V260H146ZM152 261V260H151ZM156 261V260H155ZM168 261V260H167ZM211 261V260H210ZM215 261H216V259H215ZM235 261V260H234ZM39 262V261H38ZM44 262V261H43ZM153 262V261H152ZM158 262V261H157ZM160 263L161 262H163V261H159ZM171 262V261H170ZM212 262H213V260H212ZM32 263V262H31ZM47 262H45V264H46ZM145 263V262H144ZM150 263V262H149ZM165 263V262H164ZM211 263V262H210ZM217 263V262H216ZM229 263V262H228ZM242 263V264H243ZM110 264V263H109ZM148 264V263H147ZM157 264V263H156ZM159 264V263H158ZM162 264V263H161ZM167 264V263H166ZM171 264V263H170ZM174 264V263H173ZM231 264V263H230ZM235 264V263H234ZM248 264H249V262H248ZM252 264V263H251Z\"/></svg>", "mask_w": 264, "mask_h": 264}]
</instances>
